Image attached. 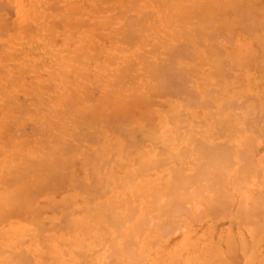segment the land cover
<instances>
[{"label": "bare ground", "instance_id": "bare-ground-1", "mask_svg": "<svg viewBox=\"0 0 264 264\" xmlns=\"http://www.w3.org/2000/svg\"><path fill=\"white\" fill-rule=\"evenodd\" d=\"M1 1V0H0ZM13 1V0H12ZM11 1V2H12ZM34 1V0H33ZM36 1V0H35ZM34 1V2H35ZM38 2L40 1V0H37ZM61 1V0H60ZM59 1V2H60ZM62 1H64L65 2V0H62ZM70 1V0H69ZM71 1H74V0H71ZM75 1H77V3L80 5L79 7H80V11H81V9H82V11L81 12H83V17L85 16V18H88L89 20H90V18H91V20H90V23L92 24H94V22L96 21V20H94L93 19V14L94 13H96V17H98V14L97 13H99V8H101L100 7V5L102 6V4L104 3L105 4V7L104 8H102V9H105V11L104 12H106V13H108V17H105V15L103 14V17L101 16V18L103 19H108L109 20V22L108 23H110L111 25H113V24H115V23H113V18H112V16L111 15H117V11L119 10V9H121V8H119V7H122V6H118V5H120L119 3L120 2H118V1H116L115 0V2H116V4H114L113 2H112V0H111V2H109V1H102L103 3H101V0H100V2H99V8H97L96 6H95V2H93L92 0H75ZM74 1V2H75ZM160 0H138V1H135V0H131V3H130V0H127V2H125L126 3V5H128V2H129V4H130V6H129V9H130V11L129 12H131V10H132V14H134V17L133 16H131L132 18H126L128 21H130V22H128L127 23V26L129 25H131L130 27L128 26L127 28L125 27L126 26V24H124V25H122V27L124 26V28L125 29H123L122 27H120V28H122V30L121 29H117V30H113L114 32H110V34H109V36H106L107 37V39H106V41H107V43L109 44V49H107L106 50V56L107 57H105V59L102 61V62H100V60H99V62H98V60H97V57H98V55H99V52H101V50H102V45L100 46L101 48H98V51H96L94 48H88V45L90 44V42L92 41H90L89 40V38L91 39V36H93V35H91V33H90V35L89 34H87V37H89L88 38V40H87V37L86 36H80V35H78V36H76L77 34H79V33H76V32H78L79 31V29H77V30H74V31H76V32H73L72 34H76L75 36L78 38L79 36H80V38L81 39H79L78 41L76 40V42L78 43L79 42V46L77 45V44H75L74 43V41H72V39L73 38H75L74 37V35H63L62 34V36H64L65 37V39L67 40H69V41H71V43H73V44H75V46H78L76 49H75V46H74V49H73V47H72V49H69V48H67L68 46H67V44H65L64 42H62V43H64L63 44V47L65 48V46H66V49H64L62 52H61V54H60V56H58V54L56 53V54H51L50 55V53L48 54L47 52H45V51H47L48 49H46L48 46H50V44H52L51 42H53V41H50V44H49V42L48 41H46V40H52V39H46L47 38V34H45L46 33V31L48 30V29H50V27L47 29V30H45L44 28L46 27V25H48L47 23H46V25H44V26H41L40 25V27H39V24H42L43 22H46V21H43V22H41V23H39L38 24V28H37V30H38V32H37V34L35 35V36H33L32 38H34V40H33V42H32V44L33 43H35V45L36 44H39L40 45V47H38V45H37V47L39 48V50L41 51V53L43 54L42 56H40V57H35L36 59L34 60V61H31L32 63H30V66L31 67H29V69L30 68H34L33 66H35V67H37L36 69H38V68H43V67H47L48 68V70H49V72L47 71V74L49 73L50 75L49 76H51V77H49L48 79H50V78H52L53 77V75L56 77L57 76V80H58V83H60L59 85H60V87L64 90V94L62 93V95L64 96L66 93H74V91H75V88H81V86L80 85H82V83L80 82V80L82 81V78L84 77V79H85V77L87 76L86 74H85V70L87 71V68L88 67H90L91 66V64H92V66L94 67V69H96L95 71V74H93L94 72H92V74H93V76H94V78L92 77V75H91V80L93 79V81H95V82H93V83H95L96 84V82H99V84L98 85H100V83H102V84H104L105 86V89H107V87H108V89H109V87L110 88H112V86L113 87H115V88H112V90H111V92H110V90L109 91H107V94L110 92V93H113V94H116V96L114 95V97H113V95L112 94H110L111 95V98H110V96L109 95H105V93H104V91L105 90H102V95H103V93H104V95L105 96H107V98L105 99V96H103V100H101V102H102V104H101V102L99 103V101H97L96 102V104H101V105H103V104H106L105 102H107L108 100H110L111 99V101H115V100H118V102H119V99H117V97L119 98V96L122 94V93H126L125 91H127V96L126 95H124V96H121V97H124V98H127V99H129L130 97H129V95L130 94H132L133 95V91L135 90V88H137V86H138V88H139V86L141 85L140 83L143 81L144 83H146V81L145 80H143L144 78H146V77H144L141 81H140V79H139V82L137 81V77L135 78V80L137 81L136 83L137 84H133V83H135V80H133L134 82L132 83V80H130L131 81V83L133 84V85H135V87L133 88L132 87V85H131V83L130 82H128L129 80H128V77H126L127 75H129L132 71H131V68L133 67V65L132 66H130L131 64L129 63V62H127V64L125 63V58H127V57H125L124 58V60L122 59V61H124L123 62V66H121V64H119L118 66H121V68H122V70H120V68L119 67H115V68H117L118 70H116L115 69V71H113L114 69H112V70H107V65H109L108 63H110V65H113V60H116V58L114 59V58H110L109 57V53L110 52H112L114 49H116V51H115V53L117 52V47H119V46H122V48L123 47H125V45H129V46H131L132 44H131V42H133L134 40H133V38H132V35H131V33L133 32V31H135L136 30V33H137V29H141V28H138V27H140L141 25H142V23L144 22H142V20L140 19V18H145L144 17V14L143 15H141L143 12V10H144V8H147V7H149V5H150V7L149 8H151V6H153V8L158 12V11H160V10H158L159 9V6H160V2H159ZM180 1V0H179ZM179 1H177V0H169L168 1V4L167 3H162V4H164V5H167L166 6V8H164L165 9V11L167 10V12L169 13V12H172V13H169L170 15L168 16L166 13H164V14H166V15H164L163 13H162V15L161 16H159V15H157L156 17H158V18H156L157 20L159 19V21L158 22H155L156 20H155V18H154V21H153V23L155 22V23H159V25L158 26H156L157 28H156V30H157V32H161V30L162 29H164V28H166L167 27V30H169L168 31V38H166V37H164L163 35V37H164V39L163 40H158V39H156V41H161V43L163 44V45H166V44H170V43H172L171 41L173 40V41H175V44H176V42L179 40H181L180 41V43L178 42L177 44H178V46H179V44H180V47L178 48V49H174L173 51H171V55H172V57H171V55H169L168 54V57L170 56V58H168L166 55H165V57H166V59H169V61H167V63H164V65H162V66H160V64L157 66V67H155V68H151V67H149L150 66V64H146V66H141V67H143V69L142 68H140V70H142V72H143V70H146L147 72H148V77H150V78H147V79H149V81L152 79V81H151V83L154 81V83L153 84H151L150 82V84L152 85L151 87L152 88H156V89H154V91H156V92H169L170 94L171 93H183V91H184V88H183V83H184V81H182L183 79H184V77L182 78V75L180 76L181 77V80H180V77H179V75H178V73L177 74H175L171 69H176L175 67H174V62H175V60H177L180 56V58H182V56L183 55H180V54H182V53H180L181 52V48L182 47H184V46H181V45H185V47H186V45H188V43L186 42H183L184 40V38L186 37H184V35L183 34H181V32H180V30L179 31H177V29L175 28V27H177L178 26V23L179 22H182V24H184V23H187V24H190L189 26H187L186 28H188L189 30H194V29H198L199 27H200V29L202 30L203 29V27H204V25L205 26H210V25H213L212 23H211V17H210V15L211 14H213V12H214V9L213 8H211V7H209V8H207L206 10H207V12L209 13V10H211V9H213L212 10V13L211 14H209L208 16L210 17V18H208V22L206 21V22H204L203 20L206 18V17H208V16H204V12H206L205 11V9L203 8V11H202V9H201V12L202 13H200V4H199V0H198V3L196 2V0H194V1H188L187 3H186V1L184 0V2L182 3L181 1H183V0H181L180 1V3H179ZM204 1V0H203ZM208 1V0H207ZM217 1V0H216ZM219 1V0H218ZM5 2H6V0H5ZM8 2H10V0H7V2L6 3H8ZM21 1L20 0H15L14 1V5H15V7H16V10H17V22H16V25H14V28H13V30H15V33H26V32H30V31H32V29H31V27H29V25H28V23L26 24V22L27 21H29L30 20V17H31V14L30 13H33V15H35V13H36V6L38 5V3H32V1H29L28 0V4L30 5V8H29V12L27 11H25L24 10V8H23V5L22 4H19ZM27 2V1H26ZM63 2V3H64ZM68 2V1H67ZM97 2V1H96ZM117 2H118V4H117ZM196 2V3H195ZM205 3H206V1H204ZM210 2H213L212 0L210 1ZM210 2H207L205 5H206V7L209 5V6H211L213 3H210ZM234 2V1H233ZM181 3H182V5L184 6V3L186 4L184 7H181L182 5H181ZM200 3H202L201 1H200ZM208 3H210V4H208ZM216 3V2H215ZM214 3V5H216ZM12 4V3H11ZM26 4V3H25ZM161 4V5H162ZM220 4V3H219ZM218 4V5H219ZM3 5L5 6L6 4H4L3 3ZM8 5V4H7ZM31 5H32V8H31ZM231 5H232V3H231ZM2 6V5H1ZM10 6V5H9ZM27 6V5H26ZM203 6H204V3H203ZM219 6H221V5H219ZM78 7V8H79ZM200 7V8H199ZM213 7V6H212ZM38 8V7H37ZM126 8H128L127 6H126ZM160 8H161V6H160ZM198 8H199V10H198ZM230 8V7H229ZM228 8V9H229ZM12 9H13V7H12ZM101 9V10H102ZM148 9V8H147ZM154 9H153V11H154ZM187 9V10H186ZM77 10H79V9H77ZM186 10V12H184ZM216 10V9H215ZM230 10V9H229ZM38 11H40V10H38ZM120 11V10H119ZM146 11V10H145ZM148 11V10H147ZM217 11V10H216ZM215 11V12H216ZM81 12H80V14H81ZM102 12H103V10H102ZM103 12V13H104ZM116 12V13H115ZM123 12V11H122ZM136 12V13H135ZM188 12H197V15H198V12H199V14H200V16H204V18H203V20H202V18H199L196 14H194V13H192L191 15H195V16H197V18H195V16H194V19H196V22H197V20H198V18H199V20H198V24L197 25H195V21H193V23H191L192 22V20H191V22H189V19L187 18V21L185 22L184 21V18H186V17H189L188 15L190 14H188L186 17H185V15L188 13ZM73 13V15H71ZM71 14H70V16H68L67 15V18H68V25L67 26H69L71 29H72V27H76V26H78L79 24H81L82 22V20H81V16H79L80 17V19L78 18L77 19V15L75 16V12H72ZM75 13V14H74ZM113 13H115V14H113ZM145 13V15H146V17H149V12H144ZM161 13V12H160ZM160 13H157V14H160ZM176 15H175V14ZM207 13V14H208ZM244 13V12H243ZM242 13V14H243ZM256 13V12H255ZM37 14V13H36ZM78 14V13H77ZM79 14V15H80ZM100 14V13H99ZM102 14V13H101ZM131 14V13H130ZM147 14H149V15H147ZM152 14H153V16H154V13L152 12ZM152 14H151V16L150 17H153L152 16ZM203 14V15H202ZM258 14V13H257ZM257 14H256V17H258L257 16ZM30 15V16H29ZM40 15V12H39V14L37 15V16H39ZM46 15V14H45ZM82 15V14H81ZM156 15V14H155ZM190 15V16H191ZM215 15H218V13L217 14H215ZM36 16V15H35ZM35 16H34V19H36L35 18ZM123 16H125V14L123 15ZM214 16V15H213ZM260 16V15H259ZM264 16V15H263ZM40 17V16H39ZM38 17V19H40ZM126 17H127V15H126ZM137 17V19H134V18H136ZM161 17V18H160ZM171 17V18H170ZM216 17V16H215ZM253 16H251V18H252ZM175 19L176 20V22H174L173 20H171V19ZM214 18V17H213ZM255 18V17H254ZM38 19H37V21L36 22H38ZM45 19H46V16H45ZM44 19V20H45ZM119 19H121V20H123V17L122 18H119ZM191 19H193V17L191 16ZM201 19V20H200ZM215 19V18H214ZM264 19V18H263ZM262 19V20H263ZM33 20V19H32ZM101 20V19H100ZM140 20H141V25L139 24L140 23ZM144 20V19H143ZM149 20V19H148ZM152 20V19H151ZM206 20V19H205ZM210 20V21H209ZM216 20V19H215ZM214 20V21H215ZM34 21V20H33ZM33 21H31V23L33 22ZM115 21V20H114ZM125 22H126V20H124ZM214 21H213V23H214ZM30 22V21H29ZM35 22V21H34ZM85 22H87V24L89 23V21H87V19H86V21ZM118 22H120V21H118ZM117 22V23H118ZM149 22V21H148ZM151 22V21H150ZM149 22V23H150ZM246 22V21H245ZM263 22V24H264V21H261V23ZM74 23V24H73ZM116 23V24H117ZM136 23H137V25L138 26H136ZM148 23V24H149ZM255 23V22H254ZM14 23H12V25H13ZM84 24V23H83ZM86 24V23H85ZM98 25V23L96 22L95 23V25ZM115 24V25H116ZM135 24V25H134ZM180 24V23H179ZM191 24H193V25H195V26H193V25H191ZM226 24V23H225ZM28 25V26H27ZM32 25V24H31ZM30 25V26H31ZM35 25H36V23H35ZM110 25V26H111ZM132 25H134V26H132ZM150 25H152V26H150ZM185 25V24H184ZM251 25V24H250ZM72 26V27H71ZM81 26V25H80ZM79 26V27H80ZM90 25H88V27H89ZM106 26H108V25H106ZM149 26H150V29H151V27H154L155 26V24H149ZM262 26V25H261ZM13 27V26H12ZM11 27V28H12ZM44 27V28H43ZM48 27V26H47ZM46 27V28H47ZM78 27V28H79ZM82 27V26H81ZM85 26H83V28H84ZM104 27H105V25H104ZM132 27H137V29H135L134 28V30L132 31ZM147 27V26H146ZM146 27H144V29H146ZM160 27H161V29H160ZM185 27V26H184ZM190 27V28H189ZM248 27V26H247ZM251 27V26H250ZM263 28H264V26H262ZM51 28H52V26H51ZM70 28H67V29H70ZM90 29H91V26L89 27ZM131 29V33L129 34V32H130V30L129 29ZM148 28V27H147ZM174 28H175V30H174ZM207 28V29H206ZM208 28L209 27H204V29H206L207 31H208ZM210 28L212 29V26H210ZM246 28V27H245ZM254 28V27H253ZM252 28V29H253ZM53 29V28H52ZM51 29V30H52ZM97 29V28H96ZM95 29V30H96ZM114 29V28H113ZM184 29V28H183ZM64 30H66V29H64ZM73 30V29H72ZM84 30V29H83ZM94 30V29H93ZM102 30V29H101ZM138 30V31H139ZM141 30H143V27H142V29ZM156 30H154V32L156 33ZM166 30V31H167ZM219 30H222V29H218V31ZM35 31V30H34ZM54 31H55V33L56 32H58V31H56L55 30V28L53 29V33H51V31L49 30L48 31V36L51 38V36H53L54 35ZM82 31V30H81ZM92 31V30H91ZM129 31V32H128ZM147 31V30H146ZM162 31H164V30H162ZM200 31V30H199ZM199 31L198 30H194V32H195V36H197V34H198V36H199ZM212 31V30H211ZM209 32V34H207L206 33V35H210L208 38H209V41H213L214 40V37H213V35H214V33L215 32H213L214 31V29H213V31L212 32ZM247 31H249V30H247ZM252 31V30H251ZM49 32H50V35H49ZM66 32V31H65ZM85 32H88V31H85ZM93 32V31H92ZM153 32V33H154ZM179 32V33H178ZM202 32V31H201ZM206 31H204V33H205ZM220 33L221 32H223V30L222 31H219ZM71 33V32H70ZM82 33H84V31L82 32ZM154 33V34H155ZM161 33H165V32H161ZM183 33H184V31H183ZM187 33V32H186ZM210 33H212V34H210ZM232 33V32H231ZM249 33V32H248ZM34 34H35V32H34ZM69 34V33H68ZM93 34H96L95 32L93 33ZM100 34V33H99ZM138 34H140V33H138ZM142 34V33H141ZM154 34H153V36H154ZM158 33H156L155 34V36L157 35ZM192 34H194V33H192ZM203 34V33H202ZM201 34V35H202ZM223 34H225V33H223ZM25 35V34H24ZM84 35H86V34H84ZM143 35V34H142ZM57 36V35H56ZM73 37L72 39H69L70 37ZM96 37H98L97 35H95ZM104 36V35H103ZM139 36V35H138ZM154 36V37H155ZM165 36H166V34H165ZM203 36H205V34L203 35ZM214 36H216V34L214 35ZM136 37H137V35H136ZM147 37V36H146ZM157 37V36H156ZM160 37V36H159ZM158 37V38H159ZM163 37H161V38H163ZM184 37V38H183ZM189 37V36H188ZM206 38H207V36H205ZM211 37H213V39L211 38ZM255 37V36H254ZM259 37H261V36H259ZM53 38H54V36H53ZM195 38V37H194ZM197 38V37H196ZM200 38H203V37H200ZM217 38V37H216ZM261 38H263V37H261ZM56 39H58V38H56ZM55 39V40H56ZM96 39V38H95ZM104 40H105V37L103 38ZM176 39V40H175ZM224 39V38H223ZM264 39V38H263ZM26 40V39H25ZM55 40H54V42H55ZM100 40V39H99ZM98 40V41H99ZM133 40V41H132ZM136 40V39H135ZM188 40H190L189 38H188ZM193 40V39H192ZM197 40V39H196ZM196 40L194 39L193 40V42L195 41L196 42ZM220 40V39H219ZM27 41V40H26ZM96 41V40H95ZM191 41V40H190ZM198 41V40H197ZM167 42H169V43H167ZM192 42V41H191ZM200 42V41H199ZM215 42V41H214ZM225 42H226V40H225ZM224 42V43H225ZM227 42H228V40H227ZM7 43V42H6ZM69 43V42H68ZM89 43V44H88ZM73 44H71L72 46H73ZM80 44H82V45H80ZM88 44V45H87ZM93 44H94V46H95V42H93ZM174 44V43H173ZM177 44H176V46H177ZM189 44H191V43H189ZM208 44V43H207ZM216 44L217 43H215V44H210V45H215L216 46ZM221 44V43H220ZM220 44H218L219 46H220ZM9 45V47L10 48H12L11 47V43L10 44H8ZM83 45H85V47L83 46ZM86 45H87V47H86ZM92 45V44H91ZM162 45V46H163ZM209 45V44H208ZM207 45V46H208ZM1 46V45H0ZM93 46V45H92ZM93 46V47H94ZM129 46H127V47H129ZM154 46V45H153ZM152 46V48H154ZM156 46V45H155ZM159 46H160V44H159ZM161 46V47H162ZM171 46V45H170ZM177 46V47H178ZM219 46H216V47H219ZM52 47H53V45H52ZM89 47H90V45H89ZM96 47V46H95ZM104 47V46H103ZM165 47H167V46H165ZM184 47V48H185ZM188 47V46H187ZM189 47H190V45H189ZM223 46H222V44H221V48H222ZM263 47V46H262ZM10 48H9V50H10ZM14 48V47H13ZM49 48V47H48ZM220 48V47H219ZM228 48V47H227ZM238 48V47H237ZM53 49V48H52ZM119 50H120V48H118ZM129 49V48H128ZM131 49V48H130ZM129 49V50H130ZM165 49V48H164ZM163 49V50H164ZM187 49H189V48H187ZM187 49H185L186 51H187ZM206 49H208V48H206ZM213 49L215 50V52L217 51L218 52V49L216 48H214V46H213ZM248 49V48H247ZM18 50V49H17ZM54 50V49H53ZM118 50V51H119ZM123 50H125V52H126V49L125 48H123ZM148 49H146V51H145V53L146 54H144V55H147L148 56V54L149 55H151L152 54V52H150V50H151V48H150V50H149V53H147L148 51H147ZM170 50H171V48H170ZM232 50H234V52H235V48L234 49H232ZM262 50V49H261ZM39 51V52H40ZM56 51V50H55ZM55 51H54V53H55ZM121 52H122V49L120 50ZM119 51V52H120ZM151 51H153V52H156V51H154L153 49L151 50ZM162 51V50H161ZM167 51H168V48H167ZM166 50H164V54H166V53H168ZM185 51V52H186ZM195 51V50H194ZM204 51V50H203ZM206 51V50H205ZM209 51V50H208ZM219 51H220V49H219ZM13 52H15L14 51V49L12 50V54H13ZM22 53H23V51H21ZM125 52H123L122 54H125ZM130 52V51H129ZM160 52V51H159ZM188 52H189V50H188ZM187 52V53H188ZM202 52V51H201ZM221 52H223V49L220 51V54H216L215 56L213 55V59H219L220 57L222 58V56H224V55H221ZM258 52H259V50H258ZM24 53H26V52H24ZM47 53V54H46ZM52 53V52H51ZM102 53V52H101ZM133 53V52H132ZM203 53H207V52H203ZM224 53V52H223ZM228 53H230V51L228 52ZM261 53V52H260ZM259 53V54H260ZM21 54V53H20ZM113 54H114V52H113ZM135 53H133V55H134ZM184 54H186V53H184ZM231 54V53H230ZM10 55H11V53L9 52V54L8 55H6V56H2L1 55V57H0V65H2V64H4L3 65V67L4 66H6L5 65V63L4 62H6V61H9L11 58H10ZM15 55V54H14ZM26 55H27V53H26ZM41 55V54H40ZM45 55H50V56H52V57H49L50 59L49 60H47L45 57ZM119 55H120V53H119ZM127 55V54H126ZM125 55V56H126ZM129 55H132V54H129ZM129 55H127L128 57H129ZM131 56V57H133V60H134V58L135 59H137V57L136 56ZM191 55V54H190ZM194 55V54H193ZM191 56V58L193 57H195V56ZM198 55L200 56L199 58L200 59H202L203 60V57H202V55H201V53H198ZM206 54H204V56H205ZM208 55H210V54H207L206 55V57H208L209 58V56ZM211 55V56H212ZM25 56V55H24ZM103 56V55H102ZM113 56V55H112ZM142 56V55H141ZM185 56V55H184ZM229 56V55H228ZM227 56V54H226V57H227V60H228V58H231V57H228ZM29 57H31V56H29ZM114 57V56H113ZM121 57H122V55H121ZM187 57H188V55H187ZM226 57L224 56V58L226 59ZM242 57V55H240V57L239 58H241ZM34 58V57H33ZM123 58V57H122ZM139 58H142V57H139ZM191 58H186V56H185V58L183 57L182 59H185V61H186V59H187V61H188V59L190 60ZM208 58L206 59V60H208ZM212 58V57H211ZM220 58V59H221ZM224 58H222V59H224ZM235 58V57H234ZM250 58V57H249ZM29 59V58H28ZM32 59V58H31ZM98 59H100V57L98 58ZM113 59V60H112ZM147 60H148V58H146ZM196 58H194V60H195ZM242 59V58H241ZM240 59V60H241ZM253 59V57L251 58V60ZM261 59V58H260ZM24 60V59H23ZM30 60V59H29ZM63 60H65V63L67 64V65H65V68H70V70L68 71H66L65 70V68L63 69V70H61V68H60V66L59 65H61V64H63ZM120 61H121V59H119ZM127 61H133L132 60V58H130V59H126ZM139 60V59H138ZM142 60H143V58H142ZM146 60V61H147ZM154 60H156V59H154ZM154 60H152V61H154ZM192 60V59H191ZM226 60V61H227ZM231 60V59H230ZM230 60L228 61V62H230ZM254 60V59H253ZM252 60V61H253ZM26 61V60H25ZM145 61V60H144ZM151 61V60H150ZM178 61H180V60H178ZM197 61L199 62V64L198 65H201L200 64V61L201 60H198V58H197ZM210 61H212V60H210ZM246 61V60H245ZM249 61V60H248ZM251 61V62H252ZM28 62V61H27ZM35 63V65H34V63ZM111 62H113L112 64H111ZM164 62V61H163ZM162 62V63H163ZM202 62V61H201ZM223 62H225V61H217V63L219 64V67H221L222 65H225V63L224 64H222ZM232 62V65H234L233 64V61H231ZM243 62V61H242ZM119 63V62H118ZM128 63H129V65H128ZM156 63V62H155ZM172 63V64H171ZM187 63H189V65H190V61H188V62H186V64ZM192 64H194V62H191ZM210 63V62H209ZM212 64H215L216 62L214 61H212L211 62ZM240 63V62H239ZM245 63V62H244ZM107 64V65H106ZM133 64V63H132ZM136 64V63H135ZM134 64V65H135ZM139 64V63H138ZM145 64V63H144ZM178 64V63H177ZM191 64V65H192ZM205 64V63H204ZM236 64V63H235ZM246 64V63H245ZM248 64V63H247ZM170 65H172V66H170ZM197 65V64H196ZM196 65H193V66H196ZM206 65H207V63H206ZM210 66H211V64H209ZM216 65V64H215ZM228 65V64H227ZM226 65V66H227ZM231 65V63L229 64V68H227V70L226 71H228V69H231L230 67L232 66ZM8 66V65H7ZM15 66V65H14ZM27 66V65H26ZM125 66V67H124ZM156 66V65H155ZM181 66V65H180ZM184 66V65H183ZM203 66V65H202ZM261 66V65H260ZM1 67V66H0ZM8 67H11V68H13L12 66H8ZM16 67V66H15ZM135 67H137V64H136V66ZM188 67V66H187ZM209 67V66H208ZM213 67V66H212ZM219 67H217L216 66V68H217V70H221V71H223L224 69H221V68H219ZM234 67V66H233ZM24 68V67H23ZM113 68V67H112ZM182 68V67H181ZM184 68V67H183ZM182 68V69H183ZM193 68V67H192ZM191 68V69H192ZM197 68H198V66H197ZM219 68V69H218ZM224 68H225V66H224ZM235 68V67H234ZM15 70H16V68H14ZM28 69V70H29ZM92 69V68H91ZM108 69H110V68H108ZM138 69V68H137ZM136 69V70H137ZM181 69V70H182ZM190 69V70H191ZM195 68H193V70H194ZM238 69V68H237ZM4 70V72L3 73H1L0 72V89L2 88V87H4V85H7V87H10V90L12 91V87H15V84L16 83H14V79H12V77L14 76V75H12V71L13 70H11V69H3ZM106 70L108 71V74H106L107 72H106ZM135 70V72H133V73H135V75H136V73H139V77H140V75H141V77H142V75L143 74H141L139 71H136ZM186 70H189V67L186 69ZM187 71V72H189L188 74H190V72L191 71ZM193 70H192V72L191 73H193L194 75H198L199 73L201 74V72H197L198 74H195L194 72H196V70H194V72H193ZM199 70V69H198ZM216 70V71H217ZM24 71H25V74H26V72H28V71H26L25 69H24ZM41 71V70H40ZM113 71V72H112ZM145 71V72H146ZM176 71V70H175ZM200 71V70H199ZM220 71V72H221ZM230 72H231V70H229ZM235 71V70H234ZM11 72V73H10ZM29 72H31V73H38L36 70L34 71H30L29 70ZM46 72V71H45ZM146 72V73H147ZM224 72V71H223ZM232 72H233V69H232ZM51 73H53V74H51ZM88 73H91L90 72V69H89V71H88ZM228 73V72H227ZM21 74V73H20ZM44 74V73H43ZM179 74H182L181 73V71L179 72ZM184 74V73H183ZM199 74V75H200ZM233 75H235V72H233L232 73ZM39 75V74H38ZM86 75V76H85ZM89 75V74H88ZM131 76H132V74H130ZM178 75V76H177ZM211 75H213L212 73H211ZM215 75V74H214ZM217 75H219V74H217ZM226 75V74H225ZM225 75L224 76H222V78L223 77H225ZM134 76V75H133ZM146 76V75H145ZM209 76V75H208ZM232 76V75H231ZM239 76V75H238ZM241 76V75H240ZM24 77V76H23ZM82 77V78H81ZM138 77V78H139ZM188 77V76H187ZM197 77V76H196ZM199 77V76H198ZM231 78V80L234 82V83H236V84H238L237 82H235L234 80H238V79H236L234 76V78L233 77H230V76H227L226 75V80L228 81L229 79L228 78ZM237 77V76H236ZM14 78V77H13ZM27 78H30V77H27ZM193 78H195V77H193ZM200 78H201V76L199 77V80H200ZM220 77H218V79H219ZM222 78H220V79H222ZM53 79V78H52ZM55 79V78H54ZM72 79V80H71ZM77 79H79V82L80 83H78L77 81ZM124 79H126V80H124ZM192 79V78H191ZM56 80V79H55ZM75 80H77V81H75ZM87 80H88V78H87ZM87 80H85V82L87 81ZM90 80V81H91ZM118 81V82H120V83H122V84H119L118 82L117 83H115V82H113L112 83V81ZM187 80V79H186ZM194 80V79H193ZM196 81H197V78L195 79ZM198 80V81H199ZM223 80H224V78H223ZM226 80H224L225 82L223 83V85H225L226 86ZM26 81H28V80H26ZM31 80H29V83H31L30 82ZM49 81V80H48ZM71 81V82H70ZM84 81V80H83ZM125 81H127V84L128 83H130V85L128 84V86H126L127 84L125 83ZM219 82H220V80H218ZM218 81L216 82V80H215V82L217 83V85H219L218 84ZM230 81V80H229ZM229 82V83H232L233 84V82ZM261 81V80H260ZM259 81V82H260ZM74 82H77V84H78V86L74 83ZM89 82V81H88ZM185 82H187V81H185ZM194 81H192V83H193ZM23 83V85L25 86V87H23L22 89H26V88H31L32 89V85L34 84L33 82V84L31 85V86H28V84H26V83H24V82H22ZM49 83H50V81H49ZM72 83V84H71ZM73 83L75 84V85H73ZM90 83V82H89ZM93 83H91V84H93ZM111 83H112V85H111ZM123 83H125L124 84V86H122V89L124 90L125 88H126V90H124V92H122L121 93V91H123L122 89H121V87L119 88H117L116 87V85L117 84H119V86H121V85H123ZM148 82H147V84H149ZM199 83V82H198ZM206 83V82H205ZM215 83V84H216ZM229 83H227L228 84V87H230V85H229ZM14 84V85H13ZM26 84V85H25ZM45 84V83H44ZM47 84V83H46ZM116 84V85H115ZM188 84V83H187ZM187 84H184V85H187ZM209 84V83H208ZM207 84V85H208ZM254 84V86L253 87H255V84L256 83H253ZM260 84V83H259ZM22 85V86H23ZM41 86L40 87H43V83H41L40 84ZM94 85V84H93ZM111 85V86H110ZM192 86H193V84H191ZM204 85V84H203ZM206 85V84H205ZM216 85V86H217ZM222 85V84H221ZM220 85V88L218 89V88H216V89H218V91H220V89H221V86ZM235 85V84H234ZM248 85H250V84H248ZM262 85V84H261ZM16 86L18 87V85L16 84ZM34 87L36 86V85H33ZM74 86V87H73ZM77 86V87H76ZM92 86V85H91ZM103 86V85H102ZM126 86V87H125ZM147 86V85H146ZM153 86H155V87H153ZM192 86H191V89H192ZM215 86V85H214ZM224 86V87H225ZM241 86H243V85H241ZM252 86V85H251ZM59 87V88H60ZM87 87V86H86ZM99 87V86H98ZM104 87H102L101 89H103ZM123 87H125V88H123ZM128 87V88H127ZM148 87V86H147ZM147 87H146V89H147ZM150 87V86H149ZM219 87V86H218ZM249 86H247V88H248ZM18 88H20V86L18 87ZM70 88H72V91L70 90ZM83 88V87H82ZM118 90H117V89ZM131 88H133V90L131 89ZM188 88H189V86H188ZM195 87H193V89H194ZM226 88L227 87H225L223 90L224 91H226ZM232 88V87H231ZM234 88V87H233ZM252 87H250V89H251ZM256 88V87H255ZM21 89V88H20ZM43 89V88H42ZM45 89V88H44ZM47 89V88H46ZM49 89V88H48ZM61 89V90H62ZM107 89V90H108ZM114 89H115V91L117 92V93H115L114 92ZM120 89V90H119ZM128 89V90H127ZM130 89H131V92L129 93V91H130ZM142 89V88H141ZM250 89H245L246 90V92L247 91H251ZM2 90V89H1ZM7 90V89H6ZM33 90V89H32ZM39 90V89H38ZM59 90V89H58ZM74 90V91H73ZM76 90H78V92H79V89H76ZM150 90V89H149ZM153 90V89H152ZM151 90V91H152ZM180 90H183V91H180ZM195 90H199L198 91V94H196V92H195V94H192V93H194L193 91H192V93H191V91H189V90H187V92H188V95L187 94H185V95H187V99H189V96L191 97V98H193V95L195 96L194 97V99H196V102H194L193 104L195 105V107H197L196 105H198V104H200V105H198L199 107H197L196 109H200L201 107H203V106H205L206 105V107L209 109V107L210 106H216L215 107V110L214 111H216V114L213 112V114H215V115H218L217 114V112L219 111V112H222L223 110L222 109H224V110H226L225 109V106H226V108L228 109H235L237 112H238V109L240 110L239 112H243L244 110V108L243 107H241L242 106V102H240V101H231V100H228V98L225 96V95H223V94H221V95H223V96H225L226 98H227V100H224L225 99V97H223L224 99H218V98H214L213 97V95L211 94V92H212V89H210L211 91L209 92V90L207 89V90H205V89H203V88H196ZM214 90V89H213ZM222 90V91H223ZM229 90V89H228ZM227 90V91H228ZM237 90V89H236ZM239 90V89H238ZM242 89H240V92L242 93V91H241ZM244 90V89H243ZM18 91H20V90H18ZM60 91V90H59ZM71 91V92H70ZM83 91V90H82ZM82 91L80 90V94L82 95L83 93H82ZM120 91V92H119ZM137 90H135V93L134 94H137L138 92H136ZM153 91V92H154ZM222 91H220V92H216L215 90H214V93H221ZM6 92V91H5ZM31 92V91H30ZM35 92V91H34ZM45 92V91H44ZM77 92V91H76ZM76 92H75V94H76ZM77 92V93H78ZM84 92V91H83ZM159 92L157 93V95L159 94ZM235 93L236 94V96H238L237 95V91L235 92V90L233 89V91L231 90L230 92H228V93ZM239 92V94H241ZM244 93H245V91H243ZM252 92V91H251ZM24 93V92H23ZM40 93V92H39ZM47 93V92H46ZM46 93H44V94H46ZM60 93H61V91H60ZM85 93V92H84ZM98 93V92H97ZM120 93V94H119ZM145 93H147V92H145ZM151 93V92H150ZM210 93V94H209ZM226 92H224V94H225ZM7 94V93H6ZM11 94V93H10ZM26 94H27V92H26ZM38 94V93H37ZM59 94V93H58ZM117 94H119V96H117ZM129 94V95H128ZM138 94H140V92L138 93ZM137 94V95H138ZM147 94H149V93H147ZM155 94V93H154ZM161 94V93H160ZM164 94V93H163ZM251 94V93H250ZM253 94V93H252ZM28 95H30L31 96V94H29V92H28ZM39 95V94H38ZM47 95V94H46ZM80 95V96H81ZM151 95V94H150ZM179 95V94H178ZM210 95H212V96H210ZM226 95H228L227 93H226ZM242 95V94H241ZM241 95H239L240 97H241V99L243 98V95L241 96ZM7 96V95H6ZM63 96H61V98L60 99H63V101L61 102V108H62V110H60L59 108H58V110H59V112L61 111H67V110H65V109H63L64 107H67L68 108V110H69V107L68 106H62V105H64V103H65V105H66V103L68 104L69 103V105L71 104V103H73L74 101V99L73 98H71L72 97V95L70 96V94H69V96H66V100L64 99L65 98V96H64V98H63ZM76 96L78 97L79 96V94H76ZM152 96V95H151ZM150 96V97H151ZM160 96H162V95H160ZM171 96V95H170ZM180 96H182V95H180ZM216 96H218V95H216ZM215 96V97H216ZM229 96V95H228ZM249 97H250V95H248ZM8 97V96H7ZM54 97V96H53ZM52 97V98H53ZM68 97L69 98H71L72 99V101H71V103H70V99L68 100ZM121 97H120V99H121ZM134 97H136L135 95H134ZM133 97V98H134ZM213 97V102H212V104H211V98ZM264 97V94H261L260 93V91L259 92H257V98L258 99H262ZM15 97H13V99H14ZM17 98V97H16ZM50 98V97H49ZM80 98V97H79ZM102 98V97H101ZM109 98V99H108ZM114 98H116L115 100H114ZM124 98H122V99H124ZM138 98H141L140 96L138 97ZM145 98H148V100L150 99L149 97H145ZM236 98V97H235ZM10 99V98H9ZM8 99V100H9ZM33 99V98H32ZM51 99V98H50ZM121 99V100H122ZM137 99V98H136ZM233 99V98H232ZM237 99V98H236ZM235 99V100H236ZM246 101H247V104H248V98H244ZM41 100V99H40ZM46 100V99H45ZM49 100V99H48ZM79 100V99H78ZM140 100V99H139ZM143 101H144V99H142ZM191 100H193V99H191ZM197 100H199V103H197ZM234 100V99H233ZM249 100H251L250 98H249ZM36 101V100H35ZM47 101V100H46ZM69 101V102H68ZM83 101H85V100H83ZM111 101H109V102H107V103H109L110 104V102ZM135 101V100H134ZM142 101V102H143ZM152 101V100H151ZM184 101H185V99H184ZM243 101V100H242ZM255 101H257V100H255ZM255 101H254V105H258V104H260L259 102L261 101V100H258L257 102H256V104H255ZM15 102V101H14ZM25 102H26V100H25ZM48 102V101H47ZM116 102L117 101H115V103L114 104H116ZM117 102V103H118ZM121 102V101H120ZM124 102H127V101H125L124 100ZM130 102V101H129ZM140 102H141V100H140ZM148 102V101H147ZM186 102V101H185ZM188 102V101H187ZM245 102V101H244ZM252 102V103H251ZM8 103V102H7ZM7 103H6V105H7ZM21 103V102H20ZM121 103H123V101L121 102ZM132 103V102H131ZM195 103H197V104H195ZM208 103V104H207ZM221 103V104H220ZM249 103H251L250 105L248 104V105H245V108H246V106H247V109H248V111L247 112H251L252 111V109H250V108H248V107H250L252 104H253V99H252V101H250ZM16 104H18V103H16ZM22 105H23V103H21ZM39 104V103H38ZM44 104H46V103H44ZM49 104V103H48ZM73 104H75V102L73 103ZM112 104V103H111ZM113 104V105H114ZM126 104V103H125ZM130 104V103H129ZM193 104H189L188 103V105L189 106H191V105H193ZM204 104V105H203ZM209 104H210V106H209ZM215 104V105H214ZM246 104V103H245ZM2 105V104H1ZM3 105H5V104H3ZM36 105V104H35ZM51 105V104H50ZM100 105V106H101ZM112 105V106H113ZM121 105V104H120ZM123 105V104H122ZM194 105H193V108H194ZM201 105H203V106H201ZM252 106V107H254V109L256 108V109H258V107L259 106ZM71 106V105H70ZM84 106H85V104H84ZM87 106V105H86ZM99 106V107H100ZM105 106V105H104ZM124 106V105H123ZM129 106V105H128ZM188 106V107H189ZM223 106H224V108H223ZM19 107V106H18ZM18 107H16L17 109H18ZM35 107V106H34ZM45 107V106H44ZM82 107V106H81ZM81 107H79V108H81ZM114 107H115V105H114ZM192 107V106H191ZM239 107H241V108H243L242 110L243 111H241V108H239ZM3 108H4V106H3ZM8 108H9V106H8ZM8 108H7V106H6V109L8 110ZM14 108H15V106H14ZM27 108V107H26ZM55 108H57V107H55ZM70 108H72V107H70ZM85 108V110L86 109H88L87 107H84ZM97 108V107H96ZM119 108V107H118ZM126 108H127V106H126ZM175 108V107H174ZM204 108V107H203ZM203 108H202V110H203ZM16 109V110H17ZM21 109H24V108H21ZM29 108H27V110H28ZM33 109V108H32ZM37 109H40V108H38L37 107ZM36 109V110H37ZM43 109V108H42ZM41 109V110H42ZM51 109V108H50ZM50 109H49V111H50ZM110 110H111V108H109ZM108 109V110H109ZM116 109H117V107H116ZM121 109V108H120ZM169 109V108H168ZM184 109H186L185 107H184ZM218 111H217V110ZM249 109L251 110V111H249ZM255 109V110H256ZM3 110V109H2ZM13 111H14V109H12ZM26 110V111H27ZM40 110V111H41ZM85 110L83 109H77V111H76V113L74 112L73 114H72V116H71V114H70V116H71V118H69V119H72V121L74 120V119H78V118H81L83 115H85V113L83 114V112H85ZM101 110V109H100ZM172 110V109H171ZM171 110L169 111V112H167V113H170L171 112ZM181 111L183 110V108L181 107V109H180ZM235 110H233V112L235 111ZM255 110H253V112L255 111ZM22 111V110H21ZM31 111H33V110H31ZM39 111V112H40ZM71 111V110H70ZM87 111V110H86ZM91 111V110H90ZM107 111V110H106ZM112 111V110H111ZM119 111V110H118ZM184 111V110H183ZM182 111V112H183ZM199 111V110H198ZM20 112V111H19ZM28 112V111H27ZM38 112V113H39ZM48 111H46V113H47ZM60 112V115H58L57 114V116H62V117H60L59 118V120L62 118V119H64L65 117H64V115L62 114ZM72 112V111H71ZM93 113H94V110L92 111ZM113 112H115V110L113 111ZM112 112V113H113ZM185 112V111H184ZM183 112V113H184ZM244 112H246V111H244ZM2 113V112H1ZM16 113V112H15ZM105 113V112H104ZM111 113V112H110ZM116 113V112H115ZM167 113H164L165 115H166V121H170V122H174V123H172V130L171 129H169V127H168V125H166L167 123L165 122L164 123V126L166 125V129L165 130H167L168 131V134H165V136L164 137H166L165 139L169 142V143H167V145H169V149H170V151L168 152L169 154V156L170 157H164L165 159H163V157L162 158H158V160L156 159H151V158H148V159H143L141 162H140V165H139V163H137V165H139L140 167H142V170L143 169H147L146 167L148 166V168L150 169V168H153L154 166L153 165H155V164H157V162L160 160V159H162L163 160V164L165 165V166H168V162L169 163H172L173 162V160L175 161V163L174 164H176V165H173V163H172V166H176V167H174V168H172V170H171V172L169 171V173H167V175H165L166 174V172H164L161 176L160 175H158L157 176V174L155 175L154 174V172H153V177L152 178H145V177H143V176H149L148 175V169L147 170H145V172L142 174V176L140 177V178H138V177H135V176H131V173H132V171H131V169H129V164H128V162H126V161H122V163H121V161L119 162V160H118V162L117 163H119V164H117L118 165V167H119V170H124L123 172H121L122 173V175H120V173H118L119 171H117V172H115V171H113L114 173H116L115 174V176H114V174L111 172L112 171V167L110 168L111 170L110 171H108L109 169H108V165H111L112 163H110L109 161L107 162V160H109V158L111 157L112 158V156H110L108 159H106V161L105 160H103V161H101L100 159H99V155H95V153L92 155V157L95 155V156H97L98 157V159L101 161V162H99V160H96V161H93V168L92 167H90V168H92L93 170H95V171H97L98 170V174L97 173H95V171L93 172L92 170V175H93V181L92 182H90L89 181V184L90 183H92V185L90 184V185H88V186H93V184L95 185V190H92V188L91 187H89V188H91V189H89V190H92V191H94L93 193H95L96 195H101L102 194V192H101V189H104L105 188V186H111V187H109V188H111L110 190H111V194L108 196V197H106L105 198V201H102V204H98L99 206L98 207H96V209L95 210H92L93 211V213H89V212H87V213H89V215H85L84 214V216H81V218H77V219H73L72 220V222L71 221H69V222H71V224L73 223V225H74V229H73V235L71 236V238H69V242H70V245L72 246V248L74 249V248H78V249H83V252L81 251V253L80 252H78V253H80V255H79V257H81V255L82 254H84L86 251H84L85 249H84V245H83V242H84V239H85V237H86V235L87 236H89V239L93 236L94 237V235H96V238H94V239H97L98 241H95V242H93V243H95V245H96V242L98 243V242H102V244H103V247H101V250H102V252H100V253H97V254H94V252H96V251H94L92 254H94V255H91L92 256V258L90 259V263L91 264H264V186L262 185L263 183H264V154L260 157V158H258L257 156L260 154V152H261V150H262V147H261V145H262V143L260 144V142H258V138H255V140L256 139H258L257 140V143L258 144H260V146L258 145L257 146V143L255 144V143H253V140H254V137L256 136V137H258L257 135H252V134H254V133H250L251 132V129H252V127H250L251 129H250V132L249 131H247L246 130V128H244V124H243V119H246L245 117V115H242V116H245L244 118H241L240 120H239V118H240V116L238 117V119H235L233 122H231V124H230V126L227 124V123H229L227 120L229 119H226V121H225V119H223V120H220L219 118H216L217 120L219 119L220 121L219 122H217V123H209V122H206L207 120H205L204 118H201V119H204L205 120V123L207 124H204V123H202V124H204V126H206L207 128H206V130H204V129H202V132L203 133H201V132H199L198 131V135L196 136V135H194L192 138L194 139V141L192 142V146H191V149L188 151V153H185L184 152V148L187 146L188 147V145H185L184 146V148H182L181 147V142H183V140H184V138L187 136V133H186V131L184 130V131H181V128H185L186 129V126L184 127L182 124H180L181 123V121L180 122H177V117L174 115V114H176V110H174L172 113H174L173 115H171L170 117L172 118H170L169 120L167 119ZM182 113V114H183ZM236 113V112H235ZM235 113H234V115H235ZM4 114V113H3ZM3 114H1V115H3ZM9 114V113H8ZM12 114V113H11ZM32 114H36V113H33L32 112ZM51 114V113H50ZM62 114V115H61ZM88 114H90V112H88ZM88 114H87V116H88ZM186 114H187V111H186ZM188 114H190L191 116L193 115L194 117H196L195 116V112L193 113V110H192V112L190 113V111H189V113ZM225 114V113H224ZM228 114V113H227ZM240 114H243V113H240ZM251 115L253 114L252 112L250 113ZM249 114V115H250ZM47 115V114H46ZM45 115V116H46ZM69 115V114H68ZM93 115V114H92ZM95 115V114H94ZM99 115H100V113H99ZM109 115H111V114H109ZM169 115V114H168ZM177 115V114H176ZM181 115V114H180ZM208 115H209V113H208ZM219 115H220V113H219ZM218 115V116H219ZM239 114H237V116H238ZM259 115V114H258ZM4 116V115H3ZM2 116V117H3ZM37 116H38V114H37ZM53 116V115H52ZM56 116V117H57ZM159 116H161L160 114H159ZM191 116H190V118H191ZM193 116H192V118H191V120H190V118L189 117H187V118H189L188 119V122L190 121H192V119H193V121L195 120L194 118H193ZM198 116V115H197ZM212 116V115H211ZM230 116H231V114H230ZM233 116V115H232ZM236 116V117H237ZM241 116V117H242ZM2 117L0 118V119H2ZM6 117V116H5ZM4 117V118H5ZM44 117V116H43ZM42 117V118H43ZM49 117V116H48ZM67 117V116H66ZM89 117H90V115H89ZM169 117V116H168ZM201 117H205V116H201ZM213 117V116H212ZM215 117V116H214ZM249 117V116H248ZM248 117H247V119H248ZM262 117V116H261ZM264 117V116H263ZM4 118L2 119V120H4ZM11 118V117H10ZM14 116H13V120H14ZM33 118V117H32ZM53 118H55V117H52V119ZM91 118H93L94 119V117H91ZM161 118V117H160ZM160 118H158V125H159V123H163L165 120L164 119H160ZM163 118V117H162ZM181 118V117H180ZM209 118V117H208ZM258 118V117H257ZM6 119H7V117H6ZM12 119V118H11ZM27 119V118H26ZM48 118L46 117V120H47ZM50 119V118H49ZM52 119H50V120H52ZM62 119H61V121H62ZM76 119V120H77ZM89 119V118H88ZM186 118H184V119H182V120H185ZM231 119V118H230ZM255 119V118H254ZM260 119V118H259ZM29 120V119H28ZM42 120V119H41ZM162 120H164L163 122H162ZM181 120V119H180ZM198 120H199V122H203L202 120H200V116H198ZM197 119H196V121H198ZM209 120V119H208ZM252 120V119H251ZM8 121H9V119H8ZM25 121V120H24ZM24 121L22 122V123H24ZM57 121V120H56ZM75 121V120H74ZM74 121H73V123H74ZM98 121H99V119H98ZM230 121V120H229ZM232 121V120H231ZM249 122H250V120H248ZM260 121H261V119H260ZM1 123H3L2 121H0ZM29 122H31V121H29ZM41 122V121H40ZM51 122H53V121H51ZM63 122H64V120H63ZM66 122V121H65ZM81 122V121H80ZM90 121H88V123H89ZM170 122H168L170 125H171V123ZM262 122V121H261ZM12 123V122H11ZM10 123V124H11ZM14 123V122H13ZM18 123V122H17ZM46 123V122H45ZM49 123H50V121H49ZM49 123H48V125H49ZM54 124H55V122H53ZM53 123H51L50 125H52ZM60 123V124H59ZM59 123H57L58 124V126H56V124H55V126L56 127H52L53 129L52 130H54L55 132L53 133V139H48L49 140V142H47V144L45 145V142H43V141H41V142H43L44 144H42L40 141L38 142L37 140H35L36 142H35V145L33 144L32 146L33 147H31L32 148V151H31V148H29L28 150L30 151V153H28L29 155H27V152H29V151H26V152H23V151H25L24 150V148H25V145L27 144V139L25 140V139H23V138H21L22 140H20V141H22V143L21 142H18L17 143V141H15V142H12L11 140H8V142H1L0 141V143L1 144H3V145H1V147H0V220H3V216H6L7 214H5L6 212L4 211V210H8L9 208H10V204H9V206H8V204L5 206V204L8 202V200H12V202H15V201H17V202H23L21 199L23 198V199H26L25 197H26V195H28V194H26V193H28V192H24L25 191V187H23V185L24 184H26L27 185V181L28 182H30L29 180H28V178H29V176H31V178H34L35 176L37 177V173L39 172L40 173V171L41 172H43V170L45 169V166H46V168L48 169L50 166H54V164H53V162L50 160V159H52V156H53V154H56L57 152H58V144H59V146H60V144H61V142L63 141V140H66V139H64V134H66L68 131H69V127H68V124L66 125V123L65 124H63V123H61V122H59ZM84 123V122H83ZM93 123V122H92ZM193 123H195V122H193ZM6 124H8V123H6ZM34 124V123H33ZM70 124V123H69ZM80 124V123H79ZM85 124V123H84ZM198 124H200V123H198ZM258 124V123H257ZM260 124H262V123H260ZM3 125V124H2ZM1 125V126H2ZM4 125H5V123H4ZM3 125V126H4ZM15 125V124H14ZM91 125V124H90ZM174 125H175V127H174ZM186 125V124H185ZM248 125V124H247ZM253 125V124H252ZM251 125V126H252ZM256 125V124H255ZM8 126V125H7ZM70 126V125H69ZM92 126V125H91ZM160 126V125H159ZM183 126V127H182ZM194 126V125H193ZM196 126V125H195ZM200 126H202V125H200ZM257 126V125H256ZM28 127V126H27ZM40 127V126H39ZM44 127V126H43ZM161 128V130H163L162 128H165V127H162V126H160ZM247 127V126H246ZM2 128H6V126L5 127H2ZM1 127H0V130L2 129ZM18 128V127H17ZM29 128V127H28ZM31 128V130L33 129L32 127H30ZM49 128H50V126H49ZM64 128H65V130L66 131H64ZM78 128V127H77ZM91 128V127H90ZM261 128H263V132H264V125H263V127L261 126ZM3 129V130H4ZM8 129L9 128H7V131H8ZM15 129H16V127H15ZM19 129V128H18ZM39 129V128H38ZM41 129H43V128H41ZM46 129H48V128H46ZM13 130V129H12ZM21 130V129H20ZM37 130V129H36ZM45 130V129H44ZM129 130V129H128ZM161 130H159V131H161ZM164 130V131H165ZM204 130V131H203ZM248 130H249V128H248ZM14 131V130H13ZM42 131V130H41ZM15 132V131H14ZM40 132V131H39ZM75 132H77V131H75ZM79 132V131H78ZM81 132L82 131H80V134H81ZM85 132V131H84ZM148 132V131H147ZM161 132H163V131H161ZM192 132V131H191ZM255 132V131H254ZM3 133V132H2ZM5 133V132H4ZM6 133H8V132H6ZM23 133V132H22ZM43 133H45V132H43ZM145 133V132H144ZM165 133H167L166 131H165ZM179 133H181V134H179ZM189 133V132H188ZM193 133V132H192ZM256 133V132H255ZM41 134V133H40ZM49 134H51L50 132H49ZM74 134V133H73ZM77 134V133H76ZM79 134V133H78ZM77 134V137L79 136ZM194 134V133H193ZM236 134V136L237 135H241V139H240V142H236V143H230V136H233V135H235ZM264 134V133H263ZM1 135V134H0ZM5 135V134H4ZM3 135V136H4ZM29 135V134H28ZM37 135V134H36ZM42 135V134H41ZM67 135V134H66ZM185 137H184V136ZM2 136V135H1ZM19 136V135H18ZM21 136V135H20ZM24 136V135H23ZM27 136V135H26ZM35 135H33V137H34ZM74 136L75 135H73V137L72 138H74ZM162 136V134L159 136L158 135V137H161ZM192 136V135H191ZM196 136V137H195ZM9 137V136H8ZM15 137H16V135H15ZM30 137V136H29ZM41 137V136H40ZM157 137V138H158ZM164 137H161V140H162V138H163V140H164ZM188 137V136H187ZM263 137V136H262ZM51 138V137H50ZM83 138H84V136H83ZM87 138V137H86ZM190 140L192 139V138H190V137H188ZM236 138V137H235ZM2 139H3V137H2ZM28 139H31V138H28ZM34 139V138H33ZM36 139V138H35ZM41 139V138H40ZM43 139V138H42ZM46 139V138H45ZM75 139H77V138H75ZM150 139V138H149ZM169 139V140H168ZM188 139V140H189ZM200 139H202V140H200ZM217 139H219L220 140V142L218 141V142H216L215 143V140H217ZM261 139V138H260ZM5 140V139H4ZM3 140V141H4ZM26 141V144L24 145V141ZM51 140V141H50ZM72 140H74V139H72ZM81 140V139H80ZM131 140V139H130ZM150 140H152V139H150ZM149 140V141H150ZM161 140H158L157 139V141H159L160 143H161ZM163 140H162V144H163ZM236 140V139H235ZM254 140V141H255ZM7 141V140H6ZM29 141V140H28ZM68 141H69V139H68ZM68 141H66V142H68ZM187 141V140H186ZM192 141V140H191ZM190 141V142H191ZM232 141V140H231ZM151 142V141H150ZM152 142H155V140L153 141L152 140ZM152 142H151V144H152ZM262 142H263V139H262ZM29 143V142H28ZM62 143H65V141L64 142H62ZM165 143V142H164ZM197 143V144H196ZM91 144V143H90ZM115 144V143H114ZM135 144V143H134ZM138 144V143H137ZM187 144H188V142H187ZM29 145V144H28ZM70 145V144H69ZM68 145V146H69ZM184 145V144H183ZM182 145V146H183ZM255 145V146H254ZM9 146V147H8ZM31 146V145H30ZM62 146V145H61ZM131 146V145H130ZM195 147V148H192V147ZM27 147V146H26ZM133 147H134V145H133ZM133 147H132V149H133ZM186 147V148H187ZM62 148H63V146H62ZM62 148H61V151H64V150H66V149H63L62 150ZM100 148H102V147H100ZM105 148V147H104ZM104 148H102V150L104 149ZM127 148H130V150H131V147H127ZM136 148H138V147H136ZM152 148V147H151ZM158 148H160V147H158ZM185 148V149H186ZM126 149V148H125ZM135 149V148H134ZM140 149V152L142 153V151H141V147L139 148ZM155 149V147L153 148V150ZM162 149H164L163 147H162ZM60 150V149H59ZM98 150V149H97ZM129 150V149H128ZM158 149L156 148L155 149V154L157 155V153H158V151H157ZM166 150H168V149H166ZM166 150H165V152H166ZM107 151V150H106ZM125 151V150H124ZM124 151H123V153H124ZM139 151V150H138ZM147 151V150H146ZM162 150H160L159 152L160 153H158V156L159 155H161V156H163L161 153L163 152L164 153V151H162ZM100 152V151H99ZM127 152H129V151H127ZM132 152V151H131ZM134 152H135V150H134ZM149 152V151H148ZM157 152V153H156ZM66 153V152H65ZM89 153H91V152H89ZM144 153V152H143ZM142 153V154H143ZM31 154V155H30ZM58 154V153H57ZM125 154V153H124ZM123 154V155H124ZM140 154V153H139ZM142 154L141 155H139L138 157L140 158L141 156H142ZM88 155V154H87ZM144 155V154H143ZM167 155V154H166ZM179 155H181V156H179ZM58 156V155H57ZM80 156V155H79ZM122 156V155H121ZM129 156V155H128ZM61 157V156H60ZM78 157V156H77ZM90 157V156H89ZM88 156H87V158H89ZM34 160H33V159ZM66 158V157H65ZM104 158H106V157H104ZM103 158V159H104ZM110 158V159H111ZM139 158H138V160L136 161V162H138L139 161ZM58 159V158H57ZM76 159V158H75ZM79 159V158H78ZM83 159V158H82ZM94 159V158H93ZM142 159V157L140 158V160ZM54 160V159H53ZM95 160V159H94ZM161 160V161H162ZM44 161H46L45 163H44V165H43V162ZM47 161H50L49 162V164H50V166L48 165V167H47ZM86 161V160H85ZM92 160L90 159L89 160V163L91 162ZM111 161V160H110ZM171 161V162H170ZM94 162H96V163H94ZM99 162V163H98ZM55 163H57V162H55ZM59 163H62L61 161L60 162H58V164ZM98 163V164H97ZM107 163H109V164H107ZM115 163V161L113 162V164ZM92 164H90V165H92ZM127 164H128V168L126 167L127 166ZM234 164H238L237 165V169H235V166L236 165H234ZM126 165V166H125ZM134 165H136L135 163H134ZM136 165V167H138ZM149 165H152V167L151 166H149ZM162 165V164H161ZM160 165V166H161ZM42 166L44 167V169L42 168ZM65 166V165H64ZM107 166V171H108V173H106L107 171L105 170V167ZM133 166V165H132ZM159 166V164L157 165V167ZM171 166V165H170ZM57 167H58V165H57ZM233 167H234V170H231V169H233ZM115 168V167H114ZM51 169V168H50ZM50 169H48V170H50ZM64 169V168H63ZM97 169V170H96ZM133 169H135V168H133ZM136 169H138V168H136ZM155 169V168H154ZM157 169V168H156ZM48 170H46V171H48ZM52 170V169H51ZM56 170V169H55ZM141 170V171H142ZM153 170V169H152ZM169 170V169H168ZM57 171V170H56ZM106 171V172H105ZM163 171H164V169H163ZM49 172V171H48ZM47 172V173H48ZM54 172V171H53ZM62 172V171H61ZM100 172H102V174L100 173ZM104 173H106V174H104ZM136 173V172H135ZM53 174V173H52ZM55 174V173H54ZM62 174V173H61ZM90 174V173H89ZM95 174V175H94ZM98 175V177H96L97 175ZM101 174V175H100ZM139 174V173H138ZM159 174V173H158ZM100 175V176H99ZM46 176V175H45ZM50 176V175H49ZM54 176V175H53ZM258 177L261 181L258 183V182H256L255 184H253V182L251 183L250 181H249V184H250V186H252V184H253V186H252V188L248 185V182L246 181V178L247 177ZM95 177V178H94ZM26 178H27V181H26ZM55 179V178H54ZM138 179V180H137ZM248 179V178H247ZM250 179V178H249ZM248 179V180H249ZM33 181H37V180H39L38 178H36V179H32ZM48 180H49V178H48ZM92 180V179H91ZM42 181V180H41ZM44 181V180H43ZM53 181V180H52ZM258 181V180H257ZM26 182V183H25ZM49 182V181H48ZM48 182H47V184H48ZM34 182H30L29 184H33ZM79 183V182H78ZM42 184H43V182H42ZM80 184V183H79ZM104 184H107V185H105V186H102V185H104ZM36 185H40V184H37V182H36ZM23 188H22V187ZM30 186H33V185H30ZM43 186V185H42ZM45 186V185H44ZM102 186V187H101ZM257 187V189L256 190H254L253 188H256ZM28 187V186H27ZM36 187V186H35ZM30 188V187H29ZM38 188V187H37ZM40 188V187H39ZM94 188V187H93ZM227 188H229V189H227ZM36 188H34L33 187V189L32 190H35ZM230 189L234 192V190L235 191H238V192H236V193H238L237 195H235L234 196V193L232 192V191H230ZM28 190V189H27ZM239 190H241V192L239 191ZM30 192H32L31 190H30ZM36 192V191H35ZM91 192V191H90ZM109 193L110 191H103V195H104V193ZM210 193V192H212L213 193V195H211V194H209L210 195V197H208V196H206V194L207 193ZM26 195H25V194ZM105 193V194H106ZM36 194H37V192H36ZM86 194V193H85ZM25 195V196H24ZM137 195H139V197L141 198H143V200L142 201H140L139 203H136V201H132V199H133V197L134 196H136V197H138ZM37 196V195H36ZM35 196V197H36ZM94 196V198H96L95 197V195H93ZM97 197V198H101L102 197V195L100 196V197ZM104 197V196H103ZM31 200V199H30ZM51 200V199H50ZM98 200V199H97ZM165 200H169V202L167 203V201H165ZM28 201V200H27ZM148 201V203H146ZM11 202V201H10ZM12 202H11V204H12ZM31 202V201H30ZM138 202V201H137ZM162 202H164V204H162ZM26 203V202H25ZM167 203V204H166ZM22 204H24V203H22ZM21 204V205H22ZM16 205V204H15ZM14 205V206H15ZM20 205V206H21ZM26 205V204H25ZM28 205V204H27ZM97 205V204H96ZM18 206H19V204H18ZM189 206V207H188ZM192 206H194L193 208L194 209H192L191 210V208H192ZM196 206V207H195ZM13 207V206H12ZM23 207V206H22ZM21 207V208H22ZM95 207H93V209L95 208ZM191 207V208H190ZM25 208V207H24ZM199 208H200V210H199ZM19 209V208H18ZM91 210V209H90ZM16 211V210H15ZM91 212V211H90ZM8 214H9V211L7 212ZM29 213V212H28ZM27 213V214H28ZM232 215H231V214ZM14 214V213H13ZM73 214V213H72ZM215 215H225V216H228L229 217V215H231V219H232V221H231V219H229L228 217V223H226L227 224V231H226V233H224L223 231V234H221V235H219L218 234V236L216 237V235H211V233H212V228H213V226H211L212 224H211V221H210V219L213 217V216H215ZM30 216V215H29ZM78 216V215H77ZM89 218H88V217ZM224 216V217H225ZM13 217H14V215H13ZM182 218L183 220H184V225L186 224H188L187 226H189L190 224H192V225H194L195 223L194 222H200V224L198 225V226H196V227H194V229H193V227H191V229L192 230H189L187 233H185L186 231H184V234H183V236H182V238H181V240L179 239L177 242H175V243H170L169 241L170 240H168V238H167V241H166V239L164 240V242H159L158 241V238H159V236H160V238H159V240H162L161 239V237H163V235H167L168 233H166V234H164L165 232H167L166 230L167 229H169L170 230V228H174L176 225H175V221H172V218H173V220L175 219V218ZM69 218V217H68ZM219 218H222V217H219ZM90 219V220H89ZM70 220V219H69ZM176 220V219H175ZM219 220V219H218ZM180 221V220H179ZM179 221H177L178 222V225H179ZM193 221V222H192ZM213 221H215L214 219H213ZM38 222V221H37ZM40 222V221H39ZM68 222V220H67V223H69ZM101 222H103V223H108V225H107V228H101V229H99L98 227H97V225L98 224H100ZM176 222V223H177ZM182 222V221H181ZM187 222H190V223H187ZM249 223H251L250 225L252 226V227H250V228H252V231L249 229V227L247 228L246 226H247V224H249ZM70 224V223H69ZM181 224V223H180ZM218 224V223H217ZM54 225V224H53ZM100 225H102V224H100ZM99 225V226H100ZM229 225V226H228ZM35 226V225H34ZM39 226V225H38ZM41 226V225H40ZM181 226H182V224H181ZM186 226V227H187ZM225 226V225H224ZM36 227V226H35ZM69 227H70V225H69ZM104 227V226H103ZM178 227V226H177ZM182 227H184V226H182ZM153 228V230H151ZM180 228V227H179ZM185 228V227H184ZM190 228V227H189ZM221 228H223V226H221ZM36 229V228H35ZM67 229H69V228H67ZM83 229V230H82ZM182 229V228H181ZM30 231H31V229H29ZM168 230V231H169ZM174 230V229H173ZM232 230H235V231H232ZM43 231V230H42ZM71 231V230H70ZM68 232V235H70L69 233H72V231L71 232ZM172 231V230H171ZM4 232V231H3ZM36 232H37V230H36ZM174 232L175 233H177L176 232V229L174 230ZM174 232H172L171 234H172V236L175 234ZM1 234L0 235H2V232H0ZM38 233V232H37ZM89 233H92V234H89ZM181 233H182V231H181ZM209 233H210V235H209ZM35 235H36V233H34ZM89 234V235H88ZM5 235H6V237H7V240H6V243H5V247H3V248H11V247H13V246H15V245H19L20 244V242H21V240H23V239H21L22 237H24V236H27L28 235V229H26V228H22L21 226H19V225H12V227L8 230V231H6L5 232ZM32 235V234H31ZM67 235V234H66ZM28 236H30V234L28 235ZM168 237H169V234L167 235ZM171 236V235H170ZM219 236H220V238H219ZM60 237V236H59ZM165 237V236H164ZM166 238V237H165ZM44 239V238H43ZM53 239V238H52ZM55 239H56V237H55ZM86 239H87V237H86ZM85 239V241H87ZM173 239V238H172ZM235 239L237 240V241H235ZM33 240V239H32ZM66 239H63V237H60V239H58L56 242H55V244H56V247H55V250L56 251H59V249H60V247L58 246V244H60L61 242H62V244L63 243H66V242H64ZM230 240H234L235 242V246L233 247V246H231L232 248H228V246H226V243H229V242H231ZM104 241V242H103ZM40 242H42V241H40ZM105 242H106V244H105ZM226 242V243H225ZM233 242V241H232ZM158 243H160L161 244V247H157V244ZM33 244V243H32ZM31 244V245H32ZM39 244V243H38ZM41 244V243H40ZM92 244V241L90 242V245ZM225 244V245H224ZM232 244V243H231ZM1 245V244H0ZM94 245V246H95ZM61 246V245H60ZM93 246V247H94ZM101 246V245H100ZM230 246V245H229ZM2 247V246H1ZM0 247V264H28V260H31L30 258H34L33 257V255H32V253H34V255H35V247L32 245V248H30L31 246H29V248L26 250V252H24V250H23V252H24V254L26 253V255L25 256H23L24 254L22 253V251H20V247L19 248H17L18 246H16L15 247V249L17 248L19 251H14V252H12V254L13 255H4L3 254V249ZM48 247V246H47ZM52 249L51 250H53V248H54V246H50ZM63 247H65L64 245H63ZM66 247L68 248V246L66 245ZM92 247V248H93ZM40 248H42L41 246H40ZM46 248V247H45ZM71 248V247H70ZM88 248H89V246H87V250H88ZM36 249H38V248H36ZM50 249V248H49ZM97 249V248H96ZM72 250V249H71ZM6 251H7V249H6ZM89 252L91 251L90 250V248H89V250H88ZM87 251V252H88ZM97 251H99V249L97 250ZM8 252H10V251H8ZM31 252V253H30ZM62 252V251H61ZM65 252V251H64ZM67 252V251H66ZM49 253V252H48ZM78 253H73L74 255L75 254H78ZM232 253V254H231ZM6 254V253H5ZM54 253H52V255H53ZM59 254V253H58ZM64 254V253H63ZM63 254L61 253L60 255L61 256H63ZM69 254V253H68ZM91 254V253H90ZM29 255H31V257H29ZM47 255H49V254H47ZM52 255H49V257H53ZM4 256V257H3ZM10 256V257H9ZM77 256V255H76ZM87 256H88V254H87ZM41 257V256H40ZM45 257V256H44ZM64 257H65V255H64ZM66 257H67V255H66ZM83 257V256H82ZM29 258V259H28ZM48 258V257H47ZM77 258V257H76ZM51 259V258H50ZM41 260H42V258H41ZM40 259H36L35 260V262H34V264L36 263V264H41V262H43V261H45L46 259H43V261H41ZM79 260V259H78ZM77 260V261H78ZM86 260V258L84 259V261H83V259H82V261L83 262H81L80 264H83L84 262H86L85 261ZM47 261L48 260H46V263H47ZM54 261V260H53ZM62 260H61V258H60V260H59V262L58 263H60ZM63 261H64V259H63ZM87 262H89V260L87 259ZM29 263H32V261H30ZM44 263V262H43ZM70 263V262H69ZM50 264V263H49ZM52 264V263H51ZM55 264V263H54ZM57 264V263H56ZM79 264V263H78ZM85 264V263H84ZM88 264V263H87Z\"/></svg>", "mask_w": 264, "mask_h": 264}, {"label": "rangeland", "instance_id": "rangeland-1", "mask_svg": "<svg viewBox=\"0 0 264 264\" xmlns=\"http://www.w3.org/2000/svg\"><path fill=\"white\" fill-rule=\"evenodd\" d=\"M12 0H10V2H8V3H6L7 2V0H6V2H5V0H1L0 1V57H1V55L2 56H6V55H8L9 54V52L11 53V55H10V60L9 61H6V62H4L5 63V65L6 66H4L3 67V65L4 64H2V65H0L1 67H0V72L1 73H3L4 72V70L3 69H11V70H13L12 71V75H14L13 77H12V79H14V83H16L17 85H18V87L20 86V88H18L17 86H16V84H15V87H12V91L10 90V87H7V85H4V87H2L1 89H0V118L2 117V119L6 116L7 117V119H6V117L4 118V120H2V119H0V121H4L3 123H1L0 122V127L2 128V127H5L6 126V128L4 129V128H2L1 130H0V134L2 135H0V141L1 142H8V140H11L12 142H15V141H17V143L18 142H21L22 143V141H20V140H22L21 138H23V139H27L26 141H27V144H26V141H24L25 143H24V145H25V148H24V150L25 151H23V152H26V151H29L30 149L29 148H31V147H33L32 145L34 144L35 145V140H37L38 142L40 141H43V142H45V145L47 144V142H49V140L48 139H53V133L55 132L54 130H52L54 127H56V126H58V124L57 123H59V122H61V123H63V124H65L66 123V125L68 124V127H69V131L66 133V134H64V139H66V140H63L62 142H64L65 141V143H62L61 142V144H60V146H59V144H58V154L56 153V154H53V156H52V159H50L52 162H53V164H54V166L52 167V166H50V164H49V162L50 161H47V167H48V165L50 166L48 169H50V170H48L47 168H46V164L44 165V163L46 162V161H44L43 162V165L45 166V169H44V167L42 166V168L44 169L43 170V172H41L40 171V173L38 172L37 173V177L35 176L34 178H31V176H29V178H28V180L30 181H32V182H34L33 184H29L30 182H28L27 181V178H26V181H27V185L26 184H24L23 185V187H25L26 189H25V193L26 192H28V193H26V194H28V195H26L25 193V195H26V199H21L23 202H17V201H15V202H12V200H8V202L5 204V206L8 204V206H9V204L11 205L10 206V208L8 209V210H4L5 212L7 211H9V214L6 212L5 214H7L6 216H3L4 218H3V220H0V232H2V235H0V247L4 250L3 251V254L4 255H13L12 254V252H14V251H19L17 248H19L20 249V251H22V253L24 254V252H26V250L29 248V246H31L30 248H32V245L35 247V255H34V253H32V255H33V257L34 258H30L31 260H28L27 262H28V264H34V262H35V260L37 259H40L41 260V258H42V260L41 261H43V259H46V260H48L47 261V263H46V260L45 261H43V262H41V264H80L81 262H83L84 261V259L86 258V262H84L85 264H91L90 263V259L92 258V256L91 255H94V254H97V253H100V252H102V250H101V247H103V244H102V242H96V245H95V243H93V242H95V241H98L97 239H94V238H96V235H94V237L92 236L90 239H89V236H87L86 235V237H87V239H86V237H85V239L87 240V241H85V239H84V242H83V245H84V251H86L84 254H82L81 255V257H79V255H80V253H81V251L83 252V249H78V248H72V246L70 245V242H69V238H71V236L73 235V229H74V225H73V223L71 224V222H72V220L73 219H77V218H81V216H84V214L85 215H89V213H93V211L92 210H95L96 209V207H98L100 204H102V201H105V198L106 197H108L110 194H111V188H109V187H111V186H105V185H107V184H104V185H102V186H105V188L104 189H101V192H102V197L101 198H97L99 195H96L95 193H93L94 191H92V190H95V185L93 184V186L91 187V186H88V185H92V183H90L89 184V181L90 182H92L93 181V175H92V171L94 172L95 170H93L94 168H93V161H96V160H99L100 158V160L101 161H103V160H105L106 161V159H108L110 156H112V158L110 159L109 158V160H107V162L109 161L110 163H112L111 165H108V169H107V166L105 167V170L107 169L108 171H110L111 169V167H112V173L114 174V176H115V174L116 173H114L113 171H115V172H117V171H119L118 173H120V175H122V173L121 172H123L122 170H119V167H118V165L117 164H119V163H117L118 162V160H119V162L121 161V163H122V161H126V162H128V164H129V166H128V164H127V168L129 167V169H131V171H132V173H131V176H135V177H138V178H140L141 176H142V174L145 172V170H149L148 171V175L149 176H143V177H145V178H152L153 177V175L156 173L157 174V176L158 175H162L164 172H166V174L165 175H167V173H169V171L171 172V170H172V168H174V167H176V166H172V163L174 162L175 163V161L173 160V162L172 163H169L168 162V166H165L164 164H163V160L162 159H160L158 162H157V164H155V165H153L154 167L153 168H148V166L146 167L147 169H143L142 170V167H140L141 165H140V162L143 160V159H148V158H153V159H157L158 160V158H162L163 157V159H165L164 157H170L169 155V151H170V147H169V145H167V143H169L166 139V137H164L165 136V134H168V131L167 130H165L166 129V125H168V127H169V129H171L172 128V123H174V122H170V121H166L165 119H166V115L164 114V113H167V112H169L171 109V112L170 113H167V119L169 120L172 116L171 115H173L174 113H172L174 110H176V114H174L176 117H177V122H180L181 121V123L180 124H182L184 127L186 126V129L185 128H181V131H186V133H187V136L188 137H190V138H192L194 135H198L199 133H198V131L199 132H201V133H203L202 132V129H204V130H206V126H204V124H206L205 123V120H207L206 122H209L210 124L211 123H217V122H219L220 120H223V119H225V121H226V119H228L227 121L229 122V123H227L229 126H230V124H231V122H233L235 119H238V117L241 115H245V116H240V118H239V120L241 119V118H246V119H243L242 121H243V124L245 125L244 126V128H246V130L247 131H249L250 132V127H252V129H251V132L250 133H254V134H252V135H259L258 137H254V140H255V138H258V139H256L255 141L253 140V143H257V140H258V142H260V144L262 143V145H261V147H262V150H261V152H260V154L257 156L258 158H260L263 154H264V132H263V128H261V126L263 127V125H264V97L262 98V99H258L257 98V92H259L260 91V93L261 94H264V28L262 27V26H264V24H263V22L261 23V21H264V0H212L213 2H210L211 0H204V1H206V3L207 2H210V3H213L212 5L210 4V3H208V4H210L211 6H207L206 7V3L203 1V0H199V4H200V10H199V8H198V10L200 11V13H202L201 12V9H202V11H203V8L205 9V11L206 12H204L205 14H204V16H208L209 14H211L212 13V10L214 9V12H213V14H211L210 15V17L212 18L211 20V23L213 24V25H210V26H212V29L210 28V26H205L204 25V27H209L208 28V31L210 32L211 30L213 31V29H214V31L213 32H215L214 33V35L216 34V36H214L212 33H210V34H212L213 35V37H214V40L212 41H209V36L210 35H206V33L207 34H209V32L206 30V29H204V27H203V29L201 30L200 29V27L198 28V29H194V30H200L199 31V36H198V34H197V36H195V32H194V30H189L188 28H186L187 26H189L190 24H187V23H184V24H182V22H179L178 23V26L177 27H175L176 29H177V31H179L180 30V32H181V34H183L184 35V41L183 42H187L188 43V45H186V47H185V45H181V46H184V47H182L181 48V52L180 53H182V54H180V55H183L182 56V58L184 57L185 58V56H186V58H191V56L193 55V56H195L194 58H196L195 60H194V58L192 57L190 60L188 59V61H190V65H189V63H187L186 64V62H188L187 61V59H186V61H185V59H182V58H178L177 60H175V62H174V67L176 68V69H171L175 74H177L178 73V75H179V77L182 75V78L184 77V79L182 80V81H184V83H183V88H184V91L183 90H180V91H183V93L181 92H179V93H169V92H159V94L157 95V93L158 92H156V91H154V89H156V88H152L151 86V84H153L154 83V81L151 83V81H152V79L149 81V79H147V78H150V77H148L149 75H148V72L146 71V70H143V72H142V70H140V68H142L143 69V67H141L142 65L143 66H146V64H150V66L149 67H151L152 69L153 68H155V67H157L159 64H160V66H162V65H164V63H167V61H169V59H166V57H165V55L168 57V54L169 55H171L170 53H171V51H173L174 49H178L179 47H180V44H179V46H178V42L180 43V41L178 40L177 42H176V44H177V46H176V44H175V41H171L172 43H170V44H166V45H163L162 43H161V41H156V39H160V40H163L164 39V37H166V38H168L169 36H168V31L169 30H167V27L166 28H164V29H162V30H164V31H162L161 30V32H165V33H161L160 31L159 32H157V30H156V26H158L159 25V23H155V22H158L159 21V19L157 20L156 18H158V17H156L157 15H159V16H161L162 15V13L164 14V13H168L167 12V10L165 11V9L164 8H166V6L167 5H164V4H162V3H167L168 4V1L169 0H160L159 2V4H160V6H161V8H160V6H159V9L158 10H160V11H156L154 8H153V6H151V8H149L150 7V5H149V7H147V8H144V10L142 11L143 13L141 14V15H143L144 14V17L145 18H140L141 20H142V25H141V20H140V27H138V28H141L142 29V27H143V30H139V29H137V27H132L131 29H132V31L134 30V28L135 29H137V33H136V30L135 31H131V29H129L130 30V32H129V34L131 33V35H132V38H133V42H131V46H129V45H125V47H123V48H125L126 49V52H125V50H123V48H122V46H119V47H117V52L115 53V51H116V49H114L112 52H110L109 54V57L110 58H116V60H113V62H111V64L113 63V65H110V63H108L109 65H107L108 67H107V70L109 71V70H112V69H114L113 71H115V69L116 70H118L117 68H115V67H119L120 68V70H122V68H121V66H123L124 64H123V62L125 61V63L127 64V62H129L131 65L130 66H132L133 65V67L131 68V73L130 74H132V76L129 74V75H127L126 77H128V82H130L131 83V81L130 80H132V83L134 82L133 80H135V78L137 77V81L139 82V79H140V81L144 78V77H146V78H144L143 80H145L146 81V83H144L143 81L140 83L141 85L139 86V88H138V86H137V88H135V90H137L136 92H140V94H134L135 93V90L133 91L134 93H133V95L132 94H128L129 95V99H127V98H124V97H121V96H124V95H126L127 96V91H125L126 93H122V92H124V90H126V86H128V84L130 85V83H128L127 84V81H125V83L127 84H125V83H123V85H121V86H119V84H122V83H120V82H118L119 84H115L116 85V87L118 88H120L121 87V89H122V86H124V84L126 85L125 87H123V88H125L123 91H121V95L119 96V94H117V96H119V98L117 97V99H119V102H118V100H115L116 98H114V100L115 101H117L116 102V104H114L115 103V101H111V95L110 94H112L113 95V97H114V95L116 96V94H113V93H110L111 92V90H112V88H115V87H113L112 86V88H110L109 87V89H108V87H107V89H105V85L104 84H102V83H100V85H98L99 84V82H96V84L95 83H93V82H95V81H93V79L91 80V78L93 77L94 78V76H93V74H95V70L96 69H94V67L92 66V64H91V66L90 67H88L87 68V71L85 70V74L87 75H85L86 77H85V79H84V77L82 78V81L80 80V82L82 83V85H80L81 86V88L79 87V88H75V91H74V93H66L64 96H65V98H64V96L62 95V93L64 94L65 92H64V90L60 87V83H58V78H57V76L55 77L54 75H53V79L52 78H50V79H48L49 77H51V76H49L50 74L48 73L47 74V71L49 72V70H48V68L45 66V67H43V68H38V69H36L37 67H35V66H33L34 68H30L29 69V67H31L30 66V63H32L31 61H34L37 57H40V56H42L43 54L41 53V51L39 50V48L38 47H40V45L39 44H36L35 45V43H33L32 44V42H33V40H34V38H32L33 36H35L36 34H37V32H38V30H37V28H38V24L39 23H41V22H43V21H46V22H43L42 24H39V27H40V25L41 26H44V25H46V23L48 24V25H46V27L44 28L45 30H47L49 27H50V29H48L47 31H46V33L45 34H47L46 36H47V38L46 39H52V40H46V41H48L49 42V44H50V41H53V42H51L52 44H50V46H48L46 49H48L47 51H45V52H47L48 54L50 53V55L51 54H58V56H60V54H61V52L64 50V49H66V46H65V48L63 47V44L65 43V44H67V46L71 43V41H69L68 39L66 40L65 39V37L64 36H62V34L63 35H74V37L75 38H73L72 36L69 38V39H72V41H74V43L76 42V40L78 41L79 39H81L80 38V36H86L87 37V34H89L90 35V33H91V35H93V36H91V39L89 38V37H87V40H88V38H89V40L91 41L90 42V47H89V45H88V48H94L96 51H98V48H101L102 47V50H101V52H99V55H98V57H97V60H98V62H99V60H100V62H102L104 59H105V57H107L106 56V50L107 49H109V44L107 43V41H106V39H107V37L106 36H109V34H110V32L112 31V32H114L113 30H117V29H121L122 30V28L123 29H125L124 28V26L122 27V25H124V24H126V28L129 26H127V23L128 22H130V21H128L126 18H128L130 15L131 16H133L134 17V14H132V10H131V12H129L130 11V9H129V6H130V4H129V2H128V5H126V3L125 2H127V0H116V1H118V2H120L119 4L120 5H118V6H122V7H119V8H121V9H119L118 11H117V15H111L112 16V18H113V23H117L118 21H120V22H118L116 25L115 24H113V25H111L110 23H108L109 22V20L108 19H102L101 18V16L103 17V14L105 15V17H108L107 15H108V13H106V12H104L105 11V9H102V8H104L105 7V4L103 3L104 1H106V0H101V3H103L102 4V6L99 4V2H100V0H92L93 2H95L94 4H95V6L97 7V8H99V5H100V7L101 8H99V13H97L98 14V17H96L95 15H96V13H94L93 14V19L94 20H96L95 22H94V24L92 23H90V20H91V18H90V20L88 19V18H85V16L83 17V12H81L82 11V9H81V11H80V5L77 3V1H69V0H65V2L64 1H60V0H40L39 2L36 0H34L36 3H38V5L36 6V13H35V15H33V13H30L31 14V17H30V22L29 21H27L26 22V24L28 23V25H29V27H31V29H32V31H30V32H26V33H15V30H13V28H14V25H16V22H17V10H16V7H15V5H14V1L15 0H13L12 2H11ZM21 2L19 3V4H22L23 5V8H24V10L27 12H29V8H30V3L28 4V0H20ZM27 1V2H26ZM29 1H32V3H35L33 0H29ZM60 1V2H59ZM68 1V2H67ZM97 1V2H96ZM103 1V2H102ZM107 1H109V2H111V0H107ZM135 1H138V0H135ZM177 1H179V0H177ZM181 1V0H180ZM180 1H179V3H180ZM186 1V3L188 2V1H194V0H185ZM200 1L202 2V3H200ZM234 1V2H233ZM64 2V3H63ZM112 2L114 3V4H116V2H115V0H112ZM111 2V3H112ZM118 2H117V4H118ZM182 3L184 2V0L183 1H181ZM196 2L198 3V0H196ZM195 2V3H196ZM217 4H216V3ZM3 3L4 4H6L5 6L3 5ZM12 3V4H11ZM26 3V4H25ZM130 3H131V0H130ZM182 3H181V5H182ZM203 3H204V6H203ZM214 3L216 4V5H214ZM220 3V4H219ZM231 3H232V5H231ZM8 4V5H7ZM162 4V5H161ZM206 4V5H205ZM221 5V6H219V5ZM2 5V6H1ZM10 5V6H9ZM27 5V6H26ZM186 4L184 3V6H185ZM126 6L128 7V8H126ZM183 5L181 6V7H184ZM213 6V7H212ZM12 7H13V9H12ZM38 7V8H37ZM79 7V8H78ZM203 7V8H202ZM209 7H211V8H213V9H211V10H209V13L207 12V8H209ZM230 7V8H229ZM31 8H32V5H31ZM230 10H229V9ZM77 9H79V10H77ZM103 10V12H102V10ZM153 9H154V11H153ZM207 9V10H206ZM217 11H216V10ZM38 10H40V11H38ZM146 10V11H145ZM148 10V11H147ZM187 10V9H186ZM186 10L184 11V12H186ZM123 11V12H122ZM216 11V12H215ZM39 12H40V17L39 16H37L38 14H39ZM72 12H75L74 14H75V16L77 15V19L79 18L80 19V17L79 16H81V24H79L78 26H74V27H72V29L69 27V26H67L68 25V18H67V15L68 16H70V14L72 13ZM80 12H81V14H80ZM144 12H149V14H147V15H149V17H146V15H145V13ZM152 12L154 13V16H153V14H152ZM161 12V13H160ZM211 12V13H210ZM244 12V13H243ZM256 12V13H255ZM78 13V14H77ZM102 13V14H101ZM116 13V12H115ZM115 13H113V14H115ZM131 13V14H130ZM136 13V12H135ZM157 13H160V14H157ZM169 13H172V12H169ZM167 14L168 16L170 15V14ZM190 13V14H189ZM192 13H194V12H188L186 15H185V17L188 15L189 17H186V18H184V21L186 22L187 21V18L189 19V22H191V20H192V22L191 23H193V21H195L194 23H195V25H197L198 23V20H199V18H202V20H203V18H204V16H200V14H199V12H198V15H197V12H195L194 14H196L199 18H198V20H197V22H196V19H194V16L193 15H191ZM208 13V14H207ZM218 13V15H215V14H217ZM243 13V14H242ZM258 13V14H257ZM46 14V15H45ZM80 14V15H79ZM125 14V16H123ZM151 14H152V16L153 17H150L151 16ZM156 14V15H155ZM166 14H164V15H166ZM175 14V13H174ZM256 14H257V16L258 17H256ZM71 15H73V13L71 14ZM126 15H127V17H126ZM176 15V14H175ZM193 17V19H191V16ZM203 15V14H202ZM214 15V16H213ZM260 15V16H259ZM30 16V15H29ZM34 16H35V18L36 19H34ZM45 16H46V19H45ZM129 17V18H132V17ZM197 16H195V18H197ZM216 16V17H215ZM251 16H253L252 18H251ZM38 17L40 18V19H38ZM123 17V20H121V19H119V18H122ZM209 16L208 17H206L203 21L204 22H206L207 20H208V18H210ZM216 19H214V18ZM255 17V18H254ZM154 18H155V22L153 23V21H154ZM161 18V17H160ZM171 18V17H170ZM35 21H33V20ZM37 19H38V22H36L37 21ZM45 19V20H44ZM86 19H87V21H89V23L87 24V22H85L86 21ZM101 19V20H100ZM134 19H137V17L136 18H134ZM144 19V20H143ZM149 19V20H148ZM152 19V20H151ZM176 19V18H175ZM174 18L173 19H171V20H173L174 22H176V20H175ZM263 19V20H262ZM115 20V21H114ZM124 20H126V22L124 21ZM201 20V19H200ZM215 20V21H214ZM31 21H33L32 23H31ZM128 21V22H127ZM151 23V24H155V26L154 27H151V29H150V26H152V25H150L149 26V22ZM210 21V20H209ZM213 21H214V23H213ZM246 21V22H245ZM98 23V25L96 24L95 25V23ZM208 22V21H207ZM255 22V23H254ZM12 23H14L13 25H12ZM35 23H36V25H35ZM84 23V24H83ZM86 23V24H85ZM149 23V24H148ZM226 23V24H225ZM32 24V25H31ZM74 24V23H73ZM129 24V23H128ZM251 24V25H250ZM27 25V26H28ZM31 25V26H30ZM82 27H81V26ZM88 25H90L91 26V29L88 27ZM104 25H105V27H104ZM106 25H108V26H106ZM111 25V26H110ZM135 25V24H134ZM134 25H132V26H134ZM191 25H193V24H191ZM195 25H193V26H195ZM262 25V26H261ZM13 26V27H12ZM51 26H52V28L54 29L55 28V30L56 31H58V32H56L55 33V31H54V38H53V36H51L50 35V32H49V35L51 36V38L48 36V31L50 30L51 31V33H53L52 31H53V29L51 28ZM80 26V27H79ZM83 26H85L84 28H83ZM131 26V25H130ZM129 26V27H130ZM136 26H138L137 25V23H136ZM148 28H147V27ZM185 26V27H184ZM248 26V27H247ZM251 26V27H250ZM12 27V28H11ZM79 27V28H78ZM120 27H122V28H120ZM144 27H146V29H144ZM246 27V28H245ZM254 27V28H253ZM67 28H70V29H67ZM97 28V29H96ZM114 28V29H113ZM175 28H174V30H175ZM184 28V29H183ZM190 28V27H189ZM253 28V29H252ZM52 29V30H51ZM64 29H66V30H64ZM77 29H79V31L77 30ZM84 29V30H83ZM94 29V30H93ZM96 29V30H95ZM102 29V30H101ZM158 29V28H157ZM160 29H161V27H160ZM218 29H222L223 30V32H219V31H222V30H219L218 31ZM35 30V31H34ZM74 30H77L78 32H76V31H74ZM82 30V31H81ZM93 32H92V31ZM139 30V31H138ZM147 30V31H146ZM154 30H156V33H158L156 36H155V32H154ZM159 30V29H158ZM167 30V31H166ZM247 30H249V31H247ZM252 30V31H251ZM66 31V32H65ZM76 32V33H79V34H72L73 32ZM84 31V33H82ZM85 31H88V32H85ZM183 31H184V33H183ZM202 31V32H201ZM204 31H206L205 33H204ZM211 31V32H212ZM34 32H35V34H34ZM71 32V33H70ZM96 33V34H93V33ZM155 34H154V33ZM187 32V33H186ZM232 32V33H231ZM249 32V33H248ZM69 33V34H68ZM100 33V34H99ZM138 33H140V34H138ZM143 35H142V34ZM179 33V32H178ZM192 33H194V34H192ZM203 33V34H202ZM223 33H225V34H223ZM25 34V35H24ZM84 34H86V35H84ZM153 34H154V36H153ZM165 34H166V36H165ZM202 34V35H201ZM205 34V36H207V38L205 37V36H203ZM57 35V36H56ZM78 36V35H80L78 38L76 37V36ZM95 35H97L98 37H96ZM104 35V36H103ZM136 35H137V37H136ZM139 35V36H138ZM164 37H163V36ZM147 36V37H146ZM160 36V37H159ZM168 36V37H167ZM189 36V37H188ZM255 36V37H254ZM259 36H261V37H263V38H261V37H259ZM105 37V40L103 39ZM159 37V38H158ZM161 37H163V38H161ZM195 37V38H194ZM197 37V38H196ZM200 37H203V38H200ZM213 37H211L212 39H213ZM217 37V38H216ZM56 38H58V39H56ZM96 38V39H95ZM156 38V39H155ZM188 38L192 41H190V40H188ZM224 38V39H223ZM27 41H26V40ZM56 39V40H55ZM100 39V40H99ZM136 39V40H135ZM195 39H197L196 40V42L194 41L193 42V40ZM220 39V40H219ZM54 40H55V42H54ZM96 40V41H95ZM99 40V41H98ZM176 40V39H175ZM225 40H226V42H225ZM227 40H228V42H227ZM200 41V42H199ZM215 41V42H214ZM7 42V43H6ZM62 42H64V43H62ZM69 42V43H68ZM93 42H95V46H94V44H93ZM225 42V43H224ZM11 43V47L12 48H10L9 47V45L8 44H10ZM167 43H169V42H167ZM174 43V44H173ZM189 43H191V44H189ZM209 45H208V44ZM215 43H217L216 44V46H219L218 44H222V48H221V44H220V48L219 47H216L215 45H210V44H215ZM64 44V45H65ZM71 44H73V43H71ZM69 45L67 48H69V49H72V47H73V49H74V46H75V44H77L78 46H79V42L77 43H75V44H73V46L72 45ZM94 46H92V45ZM159 44H160V46H159ZM37 45H38V47H37ZM52 45H53V47H52ZM80 45H82V44H80ZM87 45H86V47H87ZM102 45V46H101ZM154 45V46H153ZM156 45V46H155ZM163 45V46H162ZM171 45V46H170ZM189 45H190V47H189ZM208 45V46H207ZM78 46H75V49L78 47ZM84 47H85V45H83ZM101 46V47H100ZM104 46V47H103ZM127 46H129V47H127ZM152 46L154 47V48H152ZM162 46V47H161ZM165 46H167V47H165ZM188 46V47H187ZM213 46H214V48L216 49H218V52L216 51L215 52V50L213 49ZM263 46V47H262ZM14 47V48H13ZM228 47V48H227ZM238 47V48H237ZM9 48H10V50H9ZM54 50H53V49ZM118 48H120V50L122 49V52L118 49ZM130 50H129V49ZM150 48H151V50L153 49L154 51H156V52H153V51H151L150 50ZM165 48V49H164ZM167 48H168V51H167ZM170 48H171V50H170ZM187 48H189V49H187ZM206 48H208V49H206ZM235 48V52H234V50H232V49H234ZM248 48V49H247ZM14 49V51L15 52H13V54H12V50ZM18 49V50H17ZM146 49H148L147 51V53H149V50H150V52H152V54L151 55H149L148 54V56L147 55H144V54H146L145 53V51H146ZM166 50L168 53H166V54H164L165 52H164V50ZM185 49H187V51L185 50ZM219 49H220V51L223 49V52H221V55H224L225 57H226V54H227V56L228 57H231V58H228V60H227V57H226V59L224 58V56H222V58H224V59H222L221 57V59L219 58V59H213V55L215 56L216 54H220V51H219ZM262 49V50H261ZM56 50V51H55ZM120 52H119V51ZM162 50V51H161ZM188 50H189V52H188ZM195 50V51H194ZM204 50V51H203ZM206 50V51H205ZM209 50V51H208ZM258 50H259V52H258ZM21 51H23V53L21 52ZM40 51V52H39ZM54 51H55V53H54ZM61 51V52H60ZM130 51V52H129ZM160 51V52H159ZM186 51V52H185ZM202 51V52H201ZM230 51V53H228ZM24 52H26L27 53V55H26V53H24ZM52 52V53H51ZM113 52H114V54H113ZM123 52H125V54H122ZM135 53L134 55H133V53ZM188 52V53H187ZM203 52H207V53H203ZM261 52V53H260ZM21 53V54H20ZM46 53V54H47ZM119 53H120V55H119ZM184 53H186V54H184ZM198 53H201V55H202V57H203V60L202 59H200L199 57V55H198ZM216 53V54H215ZM260 53V54H259ZM15 54V55H14ZM41 54V55H40ZM129 55V54H132L133 56H138L137 57V59H135L134 58V60H133V57H131L132 55H129V57L127 56V55ZM191 54V55H190ZM204 54H210V55H208L209 56V58L208 57H206V55L204 56ZM213 54V55H212ZM25 55V56H24ZM50 55H45L46 57V59L47 60H49L50 58L49 57H52V56H50ZM103 55V56H102ZM114 57H113V56ZM121 55H122V57H121ZM126 55V56H125ZM142 55V56H141ZM185 55V56H184ZM187 55H188V57H187ZM212 55V56H211ZM240 55H242V59L241 58H239L240 57ZM29 56H31V57H29ZM34 57V58H33ZM36 57V58H35ZM100 57V59H98ZM125 57H127V58H125ZM139 57H142L143 58V60H142V58H139ZM171 57H172V55H171ZM212 57V58H211ZM235 57V58H234ZM250 57V58H249ZM253 57V61L251 60V58ZM30 60H29V59ZM32 58V59H31ZM124 58H125V60H124ZM130 58H132V62L129 60V61H127L126 59H130ZM146 58H148V60L146 59ZM168 58H170V56L168 57ZM197 58H198V60H201L200 61V64L201 65H198L199 64V62L197 61ZM208 58V60H206V59ZM261 58V59H260ZM24 59V60H23ZM119 59H121V61L119 60ZM122 59L124 60V61H122ZM139 59V60H138ZM154 59H156V60H154ZM231 59V60H230ZM241 59V60H240ZM26 60V61H25ZM145 60V61H144ZM147 60V61H146ZM151 60V61H150ZM152 60H154V61H152ZM178 60H180V61H178ZM210 60H212L213 62L215 61L216 63V65L215 64H212L211 62L212 61H210ZM225 61V62H221L222 64H224L225 63V65H222L221 67H219V64L217 63V61ZM227 60V61H226ZM230 60V62H228ZM246 60V61H245ZM249 60V61H248ZM28 61V62H27ZM164 61V62H163ZM231 61H233V64L234 65H232V62ZM243 61V62H242ZM252 61V62H251ZM119 62V63H118ZM156 62V63H155ZM163 62V63H162ZM191 62H194V64H192ZM210 62V63H209ZM240 62V63H239ZM246 64H245V63ZM34 63V62H33ZM129 63H128V65H129ZM133 63V64H132ZM137 64V67H135L136 66V64ZM139 63V64H138ZM145 63V64H144ZM178 63V64H177ZM205 63V64H204ZM206 63H207V65H206ZM231 63V69H228V71H226L227 70V68H229L228 66H229V64ZM236 63V64H235ZM248 63V64H247ZM119 64H121V66H118ZM123 64V65H122ZM135 64V65H134ZM172 64V63H171ZM192 64V65H191ZM197 64V65H196ZM209 64H211V66L209 65ZM228 64V65H227ZM10 65V66H12L13 68H11V67H8V66ZM16 67H15V66ZM27 65V66H26ZM34 65H35V63H34ZM65 65H67L66 63H65V60H63V64H61V65H59L60 66V68H61V70H63L64 68H65ZM156 65V66H155ZM181 65V66H180ZM184 65V66H183ZM193 65H196V66H193ZM203 65V66H202ZM227 65V66H226ZM261 65V66H260ZM170 66H172V65H170ZM189 67V70L193 67V68H195L194 70H196V72H194V70H193V68L190 70L191 72H192V70H193V72L195 73V74H198L197 72H201V74L199 75H194L193 73H191L190 72V74H188L189 72H187V71H189V70H186L188 67ZM197 66H198V68H197ZM209 66V67H208ZM213 66V67H212ZM216 66L217 67H219V68H221V69H224L223 71H221V70H217V68H216ZM224 66H225V68H224ZM235 68H234V67ZM24 67V68H23ZM113 67V68H112ZM125 67V66H124ZM140 67V68H139ZM173 67V66H172ZM183 69H182V68ZM14 68H16V70L14 69ZM92 68V69H91ZM108 68H110V69H108ZM138 68V69H137ZM218 68V69H219ZM238 68V69H237ZM24 69L26 70V71H28V72H26V74H25V71H24ZM31 71H37L38 73H31V72H29V70ZM89 69H90V72L91 73H88V71H89ZM137 69V70H136ZM182 69V70H181ZM200 71H199V70ZM232 69H233V72H235V75H233L232 73ZM41 70V71H40ZM65 70L67 71H69L70 70V68H65ZM106 70V74H108V71ZM135 70L136 71H141L140 73L141 74H143L142 75V77H141V75H140V77H139V73H136V75H135V73H133V72H135ZM176 70V71H175ZM217 70V71H216ZM229 70H231V72L229 71ZM235 70V71H234ZM46 71V72H45ZM112 71V72H113ZM147 73H146V72ZM181 71V73L182 74H179V72ZM221 71V72H220ZM92 72H94L93 74H92ZM228 72V73H227ZM11 73V72H10ZM21 73V74H20ZM44 73V74H43ZM184 73V74H183ZM211 73L213 74V75H211ZM39 74V75H38ZM51 74H53V73H51ZM89 74V75H88ZM215 74V75H214ZM217 74H219V75H217ZM227 76H230V77H235L236 79H238V80H234L235 82H237L238 84H236V83H234L232 80H231V78H228L229 80L227 81L226 80V75ZM91 75H92V77H91ZM109 75V74H108ZM134 75V76H133ZM146 75V76H145ZM177 75V76H178ZM209 75V76H208ZM224 76L225 75V77H223L224 78V80H226L227 82H226V86L225 85H223V83L225 82L224 80H223V78H222V76ZM232 75V76H231ZM239 75V76H238ZM241 75V76H240ZM24 76V77H23ZM188 76V77H187ZM197 76V77H196ZM201 76V78H200V80H199V77ZM237 76V77H236ZM27 77H30V78H27ZM139 77V78H138ZM193 77H195V78H193ZM218 77H220V78H222V79H218ZM233 77V78H234ZM56 80H55V79ZM87 78H88V80H87ZM192 78V79H191ZM197 78V81L195 80ZM187 79V80H186ZM194 79V80H193ZM26 80H28V81H26ZM29 80H31L30 82L31 83H29ZM50 81V83H49V81ZM72 80V79H71ZM78 80V81H77ZM77 80H75V81H77L78 83H80L79 82V79H77ZM84 80V81H83ZM85 80H87L86 82H85ZM91 80V81H90ZM124 80H126V79H124ZM180 80H181V77H180ZM199 80V81H198ZM215 80H216V82L218 81V80H220V82L218 81V84L219 85H217V83L215 82ZM261 80V81H260ZM90 83H89V82ZM136 80H135V83H133V84H137L136 82H137ZM185 81H187V82H185ZM192 81H194L193 83H192ZM233 82V84L232 83H229V82ZM260 81V82H259ZM22 82H24V83H26V84H28V86H31L33 83V85H36L35 87L32 85V89L31 88H26V89H22L23 87H25L24 85H23V83ZM33 82V83H32ZM71 82V81H70ZM77 82H74L77 86H78V84H77ZM113 82H115V83H117L116 81H112V83ZM147 82L149 83V84H147ZM199 82V83H198ZM206 82V83H205ZM223 82V83H222ZM41 83H43V87H40L41 85ZM45 83V84H44ZM47 83V84H46ZM73 83V85H75ZM91 83H93V84H91ZM112 83H111V85H112ZM131 83V85H132V87L134 86L135 87V85H133ZM188 83V84H187ZM209 83V84H208ZM216 83V84H215ZM227 83H229V85H230V87H228V84ZM253 83H256L255 84V87H253L254 86V84ZM260 83V84H259ZM25 84V85H26ZM31 84V85H30ZM72 84V83H71ZM184 84H187V85H184ZM191 84H193V86L191 85ZM204 84V85H203ZM206 84V85H205ZM208 84V85H207ZM222 84V85H221ZM235 84V85H234ZM248 84H250V85H248ZM262 84V85H261ZM14 85V84H13ZM23 85V86H22ZM92 85V86H91ZM103 85V86H102ZM110 85V86H111ZM130 85V86H131ZM148 87H147V86ZM215 85V86H214ZM217 85V86H216ZM220 85L222 86L221 87V89H220V91H222L225 87H227L226 88V91H222L221 93H214V90L216 91V92H220V91H218V89L220 88ZM241 85H243V86H241ZM252 85V86H251ZM76 86V87H77ZM87 86V87H86ZM99 86V87H98ZM150 86V87H149ZM188 86H189V88H188ZM191 86H192V89H191ZM219 86V87H218ZM225 86V87H224ZM247 86H249L248 88H247ZM60 87V88H59ZM74 87V86H73ZM83 87V88H82ZM102 87H104L103 89H101ZM133 87V88H134ZM146 87H147V89H146ZM153 87H155V86H153ZM193 87H195L194 89H193ZM232 87V88H231ZM234 87V88H233ZM250 87H252L251 89H250ZM43 88V89H42ZM45 88V89H44ZM47 88V89H46ZM49 88V89H48ZM116 88V89H117ZM128 88V87H127ZM133 88H131L132 90H133ZM142 88V89H141ZM196 88H203V89H205V90H209V92L211 91L210 89H212V92H211V94L213 95V97L214 98H218V99H224L223 97H227L228 98V100H231V101H240V102H242V106L241 107H243V108H241V107H239V108H241V111H246V112H239L240 110L238 109V112L233 108V109H227L226 108V106H225V109L226 110H224V109H222L223 111L222 112H219L217 109V114L219 115V113H220V115L218 116V115H215L216 114V111H214L215 110V107L216 106H210V104H209V109L206 107V105L205 106H203V105H201V106H203V107H201L200 109L198 108V109H196L197 107H199L198 105H200V104H198V105H196L197 107H195V105L193 104L194 102H196V99H194V95H193V98H191L190 96L192 95V94H195V92H196V94H198V91L199 90H195ZM216 88H218V89H216ZM7 89V90H6ZM39 89V90H38ZM61 91V93H60V91ZM62 89V90H61ZM76 89H79V92H78V90H76ZM131 89H130V91H129V93L131 92ZM150 89V90H149ZM153 89V90H152ZM214 89V90H213ZM229 89V90H228ZM233 89L235 90V92L237 93V95L238 96H236V94L235 93H228V92H230L231 90L233 91ZM237 89V90H236ZM239 89V90H238ZM240 89H242L241 91H242V93L240 92ZM244 89V90H243ZM245 89H250L251 91L249 92V91H247L246 92V90ZM18 90H20V91H18ZM70 90L72 91V88H70ZM80 90L82 91V95L80 94ZM102 90H105L104 91V93H105V95H109L110 96V100H108L107 102H109V101H111L110 102V104L109 103H107V102H105L106 104H103V105H101L102 104V102L107 98V96H105L104 95V93H103V95H102ZM110 90V94L108 93L107 94V91H109ZM118 90V89H117ZM116 90V91H117ZM120 90V89H119ZM128 90V89H127ZM152 90V91H151ZM187 90H189V91H191V93H192V91L194 92V93H192L190 96H189V99H187V95H188V92H187ZM228 90V91H227ZM6 91V92H5ZM31 91V92H30ZM35 91V92H34ZM45 91V92H44ZM70 91V92H71ZM78 93H77V92ZM115 91V89H114V92L115 93H117ZM154 91V92H153ZM243 91H245V93L243 92ZM24 92V93H23ZM26 92H27V94H26ZM28 92H29V94H31V96L30 95H28ZM40 92V93H39ZM47 92V93H46ZM75 92H76V94H79V96L77 97L76 96V94H75ZM98 92V93H97ZM120 92V91H119ZM145 92H147V93H149V94H147V93H145ZM151 92V93H150ZM224 92H226L228 95H226V93L224 94ZM239 92L243 95V98L241 99V97L239 96V95H241V94H239ZM7 93V94H6ZM11 93V94H10ZM39 95H38V94ZM44 93H46V94H44ZM59 93V94H58ZM132 93V92H131ZM155 93V94H154ZM161 93V94H160ZM251 93V94H250ZM253 93V94H252ZM69 94H70V96L72 95V97L71 98H73L74 100V102H75V104H73L74 102L72 101V99L71 98H69L68 97V100L70 99V103H71V101L73 102V103H71L70 105H69V103L67 104L66 103V105H65V103H64V105H62V106H68L69 107V110H68V108L67 107H64L63 109H65V110H67V111H60L63 115H64V119H62L63 117L62 116H57V114L58 115H60V112H59V110H58V108L60 109V110H62V108H61V102L63 101V99H60L61 98V96H63V98L66 100L67 98H66V96H69ZM124 94V95H123ZM152 96H151V95ZM179 94V95H178ZM185 94H187V95H185ZM195 94V95H196ZM210 94V93H209ZM221 94H223V95H225V96H223V95H221ZM8 97H7V96ZM81 95V96H80ZM134 95L136 96V97H134ZM160 95H162V96H160ZM171 95V96H170ZM180 95H182V96H180ZM212 95H210V96H212ZM216 95H218V96H216ZM241 95V96H242ZM248 95H250V97L248 96ZM54 96V97H53ZM103 96H105V99L103 100ZM141 97V98H138V97ZM149 97L150 99L148 100V98H145V97ZM151 96V97H150ZM216 96V97H215ZM13 97H15L14 99H13ZM17 97V98H16ZM51 99H50V98ZM53 97V98H52ZM80 97V98H79ZM102 97V98H101ZM120 97H121V99L122 98H124V99H120ZM134 97V98H133ZM213 97L211 98V104H212V102H213ZM225 97V99L224 100H227V98ZM237 99H236V98ZM10 98V99H9ZM33 98V99H32ZM137 98V99H136ZM234 100H233V99ZM244 98H248V101L250 102V101H252V99H253V104L250 106V107H248V108H250V109H252V111L249 109V111H251L253 114L251 115L250 113L251 112H247L248 111V109H247V106H246V108H245V105H250L251 103H249L248 102V104H247V99L245 100ZM249 98L251 99V100H249ZM9 99V100H8ZM41 99V100H40ZM48 101H46V100ZM49 99V100H48ZM79 99V100H78ZM103 100L102 102H101V100ZM109 99V98H108ZM141 100V102H140V100ZM142 99H144V101L142 100ZM184 99H185V101H184ZM191 99H193V100H191ZM236 99V100H235ZM25 100H26V102H25ZM36 100V101H35ZM83 100H85V101H83ZM124 100L125 101H127V102H124ZM135 100V101H134ZM152 100V101H151ZM243 100V101H242ZM255 100H261L259 103L260 104H256V102L257 101H255ZM15 101V102H14ZM67 101V100H66ZM97 101H99V103L101 102V104H96V102ZM123 101V103H121V102ZM130 101V102H129ZM143 101V102H142ZM148 101V102H147ZM188 101V102H187ZM245 101V102H244ZM254 101H255V104L256 105H254ZM8 102V103H7ZM23 103V105L21 104V103ZM69 102V101H68ZM132 102V103H131ZM6 103H7V105H6ZM16 103H18V104H16ZM39 103V104H38ZM44 103H46V104H44ZM49 103V104H48ZM98 103V102H97ZM112 103V104H111ZM126 103V104H125ZM130 103V104H129ZM188 103L189 104H193L194 105V108H193V105H191V106H189L188 105ZM197 103H199V100H197ZM197 103H195V104H197ZM246 103V104H245ZM2 104V105H1ZM3 104H5V105H3ZM36 104V105H35ZM51 104V105H50ZM84 104H85V106H84ZM115 105V107H114V105ZM121 104V105H120ZM124 106H123V105ZM208 104V103H207ZM221 104V103H220ZM87 105V106H86ZM101 105V106H100ZM105 105V106H104ZM113 105V106H112ZM129 105V106H128ZM215 105V104H214ZM259 106L258 107V109H254V107H252V106ZM3 106H4V108H3ZM6 106H7V108H8V106H9V108H8V110L6 109ZM14 106H15V108H14ZM19 106V107H18ZM35 106V107H34ZM45 106V107H44ZM82 106V107H81ZM100 106V107H99ZM126 106H127V108H126ZM189 106V107H188ZM16 107H18V109L16 108ZM29 108L28 110H27V108ZM37 107L38 108H40V109H37ZM55 107H57V108H55ZM70 107H72V108H70ZM79 107H81V108H79ZM84 107H87L88 109H86L85 110V108ZM97 107V108H96ZM116 107H117V109H116ZM119 107V108H118ZM175 107V108H174ZM181 107L183 108V110L185 111H181L180 109H181ZM184 107L186 108V109H184ZM21 108H24V109H21ZM33 108V109H32ZM43 108V109H42ZM51 108V109H50ZM109 108H111V110L109 109ZM121 108V109H120ZM169 108V109H168ZM202 108H203V110H202ZM223 108H224V106H223ZM3 109V110H2ZM12 109H14V111L12 110ZM17 109V110H16ZM37 109V110H36ZM42 109V110H41ZM49 109H50V111H49ZM77 109H84L85 110V112H83V114L85 113V115H83L81 118H76V119H74L73 121H74V123H73V121H72V119H69V118H71V116H72V114L75 112L76 113V111H77ZM101 109V110H100ZM109 109V110H108ZM214 109V110H213ZM243 109V110H242ZM22 110V111H21ZM28 112H27V111ZM31 110H33V111H31ZM41 110V111H40ZM72 112H71V111ZM91 110V111H90ZM94 110V113L92 112ZM107 110V111H106ZM115 110V112H113ZM119 110V111H118ZM192 110H193V113L195 112L196 114H195V116L196 117H194L193 115V118L195 119L194 121H193V119H192V121L190 122H188V119L190 118V114H188L189 113V111H190V113L192 112ZM199 110V111H198ZM233 110H235L234 112H233ZM253 110H255L254 112H253ZM20 111V112H19ZM40 111V112H39ZM46 111H48L47 113H46ZM186 111H187V114H186ZM2 112V113H1ZM16 112V113H15ZM32 112L33 113H36V114H32ZM39 112V113H38ZM88 112H90V114H88ZM105 112V113H104ZM111 112V113H110ZM113 112V113H112ZM213 112L215 113V114H213ZM236 112V113H235ZM4 113V114H3ZM9 113V114H8ZM12 113V114H11ZM51 113V114H50ZM99 113H100V115H99ZM172 113V114H171ZM183 113V114H182ZM208 113H209V115H208ZM225 113V114H224ZM228 113V114H227ZM234 113H235V115H234ZM240 113H243V114H240ZM1 114H3V115H1ZM37 114H38V116H37ZM47 114V115H46ZM61 114V115H62ZM69 114V115H68ZM70 114H71V116H70ZM87 114H88V116H87ZM93 114V115H92ZM95 114V115H94ZM109 114H111V115H109ZM159 114L161 115V116H159ZM169 114V115H168ZM171 114V115H170ZM181 114V115H180ZM230 114H231V116H230ZM237 114H239L238 116H237ZM250 114V115H249ZM259 114V115H258ZM46 115V116H45ZM53 115V116H52ZM89 115H90V117H89ZM200 116V120H202L203 122H199V120H198V116ZM205 116V117H201V116ZM213 117H212V116ZM233 115V116H232ZM13 116L15 117L14 118V120H13ZM44 116V117H43ZM49 116V117H48ZM57 116V117H56ZM67 116V117H66ZM169 116V117H168ZM171 116V117H170ZM192 116H191V118H192ZM215 116V117H214ZM237 116V117H236ZM249 116V117H248ZM262 116V117H261ZM12 119H11V118ZM33 117V118H32ZM43 117V118H42ZM46 117L48 118L47 120H46ZM52 117H55V118H53L52 119ZM60 117H62L61 119H62V121H61V119L59 120V118ZM91 117H94V119L93 118H91ZM161 117V118H160ZM163 117V118H162ZM181 117V118H180ZM187 117H189V118H187ZM209 117V118H208ZM247 117H248V119H247ZM258 117V118H257ZM27 118V119H26ZM52 119V120H50V119ZM89 118V119H88ZM158 118H160V119H164V120H162V122L163 123H159V125L160 126H162V127H165V128H162L163 130H161L160 128V126L158 125V122L160 121H158ZM184 118H186L185 120H182V119H184ZM191 118H190V120H191ZM201 118H204V119H201ZM216 118H219L218 120L216 119ZM231 118V119H230ZM255 118V119H254ZM261 119V121H260V119ZM8 119H9V121H8ZM29 119V120H28ZM42 119V120H41ZM98 119H99V121H98ZM172 119V118H171ZM170 119V120H171ZM181 119V120H180ZM196 119L198 120V121H196ZM209 119V120H208ZM252 119V120H251ZM25 120V121H24ZM57 120V121H56ZM63 120H64V122H63ZM230 120V121H229ZM232 120V121H231ZM248 120H250V122L248 121ZM24 121V123H22ZM29 121H31V122H29ZM41 121V122H40ZM49 121H50V123H49ZM51 121H53V122H55V124H56V126H55V124L53 123V122H51ZM66 121V122H65ZM81 121V122H80ZM88 121H90L89 123H88ZM226 121V122H227ZM12 122V123H11ZM14 122V123H13ZM18 122V123H17ZM46 122V123H45ZM85 124H84V123ZM93 122V123H92ZM161 122V121H160ZM167 123L165 126H164V123ZM168 122H170L171 123V125L168 123ZM193 122H195V123H193ZM4 123H5V125H4ZM6 123H8V124H6ZM11 123V124H10ZM34 123V124H33ZM48 123H49V125H48ZM51 123H53L52 125H50ZM70 123V124H69ZM80 123V124H79ZM198 123H200V124H198ZM202 123H204V124H202ZM258 123V124H257ZM260 123H262V124H260ZM4 126H3V125ZM15 124V125H14ZM60 124V123H59ZM92 126H91V125ZM186 124V125H185ZM248 124V125H247ZM253 124V125H252ZM257 126H256V125ZM2 125V126H1ZM8 125V126H7ZM70 125V126H69ZM194 125V126H193ZM196 125V126H195ZM200 125H202V126H200ZM207 125V124H206ZM252 125V126H251ZM29 128H28V127ZM40 126V127H39ZM44 126V127H43ZM49 126H50V128H49ZM53 128H52V127ZM182 126V127H183ZM247 126V127H246ZM15 127H16V129H15ZM19 129H18V128ZM30 127H32L33 129L31 130V128ZM78 127V128H77ZM91 127V128H90ZM171 127V128H170ZM174 127H175V125H174ZM7 128H9L8 129V131H7ZM39 128V129H38ZM41 128H43V129H41ZM46 128H48V129H46ZM248 128H249V130H248ZM4 129V130H3ZM15 131H13V130ZM21 129V130H20ZM37 129V130H36ZM45 129V130H44ZM129 129V130H128ZM42 130V131H41ZM67 130V129H66ZM65 130V128H64V131H66ZM159 130H161V131H163V132H161V131H159ZM167 132V133H165V131ZM172 130V129H171ZM203 130V131H204ZM40 131V132H39ZM75 131H77V132H75ZM79 131V132H78ZM80 131H82L81 132V134H80ZM85 131V132H84ZM148 131V132H147ZM194 133H192V132ZM256 133H255V132ZM3 132V133H2ZM5 132V133H4ZM6 132H8V133H6ZM23 132V133H22ZM43 132H45V133H43ZM49 132L51 133V134H49ZM145 132V133H144ZM189 132V133H188ZM42 135H41V134ZM74 133V134H73ZM79 135L78 137H77V134ZM5 134V135H4ZM29 134V135H28ZM37 134V135H36ZM162 134V136L161 137H164V140H163V138H162V140H163V144H162V140H161V137H158V135L160 136ZM179 134H181V133H179ZM4 135V136H3ZM15 135H16V137H15ZM19 135V136H18ZM21 135V136H20ZM24 135V136H23ZM27 135V136H26ZM33 135H35L34 137H33ZM52 135V136H51ZM73 135H75L74 136V138H72L73 137ZM192 135V136H191ZM9 136V137H8ZM30 136V137H29ZM41 136V137H40ZM83 136H84V138H83ZM184 136V135H183ZM185 137L184 138V140H183V142H181L182 144H181V147L182 148H184V146L185 145H188V147L185 149H183L184 150V152L185 153H188V151L191 149V146H192V142L194 141V139L192 138L191 140L188 138V137ZM195 136V137H196ZM263 136V137H262ZM2 137H3V139H2ZM51 137V138H50ZM87 137V138H86ZM158 137V138H157ZM236 137V138H235ZM28 138H31V139H28ZM34 138V139H33ZM36 138V139H35ZM41 138V139H40ZM43 138V139H42ZM46 138V139H45ZM75 138H77V139H75ZM152 139L153 141L155 140V142H152V140H150V139ZM166 138V139H165ZM230 138V143L232 142L233 144L234 143H236L237 141L238 142H240V139H241V135H237L236 136V134L235 135H233V136H230L229 137ZM261 138V139H260ZM5 139V140H4ZM68 139H69V141H68ZM72 139H74V140H72ZM81 139V140H80ZM131 139V140H130ZM157 139L158 140H161V143L159 142V141H157ZM189 139V140H188ZM236 139V140H235ZM262 139H263V142H262ZM4 140V141H3ZM7 140V141H6ZM29 140V141H28ZM48 140V141H47ZM152 142V144H151V142ZM169 140V139H168ZM187 140V141H186ZM200 140H202V139H200ZM232 140V141H231ZM47 141V142H46ZM51 141V140H50ZM66 141H68V142H66ZM191 141V142H190ZM220 142V140L219 139H217V140H215V143L216 142ZM29 142V143H28ZM43 142H41L42 144H44ZM165 142V143H164ZM187 142H188V144H187ZM16 143V142H15ZM91 143V144H90ZM115 143V144H114ZM135 143V144H134ZM138 143V144H137ZM29 144V145H28ZM70 144V145H69ZM184 144V145H183ZM197 144V143H196ZM260 144H258L257 143V146L259 145L260 146ZM1 145H3V144H1L0 143V147H1ZM31 145V146H30ZM63 146V148H62V146ZM69 145V146H68ZM131 145V146H130ZM133 145H134V147H133ZM183 145V146H182ZM27 146V147H26ZM255 146V145H254ZM9 147V146H8ZM100 147H102V148H104L103 150H102V148H100ZM127 147H131V150H130V148H127ZM132 147H133V149H132ZM136 147H138V148H136ZM141 147V151H142V153L144 154H142L141 152H140V148ZM152 147V148H151ZM155 147V149L157 148L158 150V153H160L159 151L160 150H162V151H164V153L162 152L161 154L163 155V156H161V155H159L158 156V153H157V155L155 154V149L153 150V148ZM158 147H160V148H158ZM162 147L164 148V149H162ZM61 148H62V150L63 149H66V150H64V151H61ZM126 148V149H125ZM135 148V149H134ZM192 148H195L194 146L192 147ZM29 149V150H28ZM60 149V150H59ZM98 149V150H97ZM129 149V150H128ZM166 149H168V150H166ZM107 150V151H106ZM125 150V151H124ZM134 150H135V152H134ZM139 150V151H138ZM147 150V151H146ZM165 150H166V152H165ZM188 150V151H187ZM31 151H32V148H31ZM100 151V152H99ZM123 151H124V153H123ZM127 151H129V152H127ZM132 151V152H131ZM149 151V152H148ZM66 152V153H65ZM89 152H91V153H89ZM190 152V151H189ZM28 153H30V151L29 152H27V155H29ZM95 153V155H99L100 157H99V159H98V157L97 156H93L92 157V155ZM140 153V154H139ZM88 154V155H87ZM124 154V155H123ZM142 154V159L140 160V158L138 157L139 155H141ZM167 154V155H166ZM169 154V155H168ZM31 155V154H30ZM58 155V156H57ZM80 155V156H79ZM122 155V156H121ZM129 155V156H128ZM61 156V157H60ZM78 156V157H77ZM87 156L89 157V158H87ZM179 156H181V155H179ZM66 157V158H65ZM104 157H106V158H104ZM58 158V159H57ZM76 158V159H75ZM79 158V159H78ZM83 158V159H82ZM95 160H94V159ZM104 158V159H103ZM138 158H139V161L138 162H136L137 160H138ZM33 159V158H32ZM54 159V160H53ZM92 160L90 163H89V160ZM155 159V160H156ZM34 160V159H33ZM86 160V161H85ZM99 160V162H101ZM111 160V161H110ZM162 160V161H161ZM62 162V163H59L58 164V162ZM115 161V163L113 164V162ZM55 162H57V163H55ZM97 162V161H96ZM96 162H94V163H96ZM98 162V163H99ZM171 162V161H170ZM97 163V164H98ZM134 163L137 165V163H139V165H137L138 167H136V165H134ZM173 163V165H176V164H174ZM90 164H92V165H90ZM107 164H109V163H107ZM159 164V166L157 167V165ZM162 164V165H161ZM57 165H58V167H57ZM65 165V166H64ZM133 165V166H132ZM161 165V166H160ZM171 165V166H170ZM234 165H236V164H234ZM238 165V164H237ZM237 165L235 166V169H237L238 167H237ZM149 166H151L152 167V165H149ZM239 166V165H238ZM90 167H92V168H90ZM110 167V168H109ZM115 167V168H114ZM64 168V169H63ZM133 168H135V169H133ZM136 168H138V169H136ZM155 168V169H154ZM157 168V169H156ZM57 171H56V170ZM153 169V170H152ZM163 169H164V171H163ZM169 169V170H168ZM46 170H48V171H46ZM92 170V171H91ZM97 170V169H96ZM106 170V171H107ZM142 170V171H141ZM231 170H234V167H233V169H231ZM54 171V172H53ZM62 171V172H61ZM105 171V172H106ZM108 171L106 172V173H108ZM121 171V172H120ZM48 172V173H47ZM98 172V170L97 171H95V173H97ZM136 172V173H135ZM153 172H154V174H153ZM53 173V174H52ZM55 173V174H54ZM62 173V174H61ZM90 173V174H89ZM99 173V172H98ZM97 173V174H98ZM101 174H102V172H100ZM106 173H104V174H106ZM139 173V174H138ZM159 173V174H158ZM96 174V175H97ZM100 174V175H101ZM155 174V175H156ZM163 174V175H164ZM46 175V176H45ZM50 175V176H49ZM54 175V176H53ZM95 175V174H94ZM99 175V176H100ZM103 175V174H102ZM96 177H98V175L96 176ZM36 178H38L39 180H35V181H33L32 179H36ZM48 178H49V180H48ZM55 178V179H54ZM95 178V177H94ZM249 180H248V179ZM246 178V181L248 182V185L250 186V184H249V181L252 183L253 181V184H255L256 182H260L261 180V178L259 179L258 177H247ZM92 179V180H91ZM42 180V181H41ZM44 180V181H43ZM53 180V181H52ZM138 180V179H137ZM253 180V181H252ZM258 180V181H257ZM49 181V182H48ZM36 182H37V184H40V185H36ZM42 182H43V184H42ZM47 182H48V184H47ZM80 184H79V183ZM26 183V182H25ZM253 184H252V186H253ZM30 185H33V186H30ZM43 185V186H42ZM45 185V186H44ZM263 186H264V183L262 184ZM28 186V187H27ZM36 186V187H35ZM101 186V187H102ZM252 186H250L251 188H252ZM22 187V186H21ZM22 187V188H23ZM30 187V188H29ZM33 187L34 188H36L35 190H32L33 189ZM38 187V188H37ZM40 187V188H39ZM89 187H91L92 188V190H89V189H91V188H89ZM94 187V188H93ZM254 187V186H253ZM256 187V186H255ZM89 188V189H88ZM28 189V190H27ZM227 189H229V188H227ZM254 190H256L257 189V187L256 188H253ZM30 190L32 191V192H30ZM37 192V194H36V192ZM91 191V192H90ZM103 191H110L109 193H104V195H103ZM230 191H232L231 189H230ZM240 192H241V190H239ZM233 192V191H232ZM236 192H238V191H235L234 190V196L235 195H237L238 193H236ZM86 193V194H85ZM209 194H211V195H213V193L212 192H208L207 194H206V196H208V197H210V195ZM24 195V196H25ZM37 195V196H36ZM93 195H95V197L96 198H94V196ZM100 195V196H101ZM36 196V197H35ZM99 196V197H100ZM104 196V197H103ZM106 196V197H105ZM138 197H136V196H134L133 197V199H132V201L134 200V201H136V203H139L140 201H142L143 200V198L141 197H139V195H137ZM31 199V200H30ZM51 199V200H50ZM98 199V200H97ZM28 200V201H27ZM140 200V201H139ZM12 202V204H11V202ZM31 201V202H30ZM138 201V202H137ZM165 201H167V203L169 202V200H165ZM26 202V203H25ZM22 203H24V204H22ZM146 203H148V201L146 202ZM166 203V204H167ZM16 204V205H15ZM18 204H19V206H18ZM22 204V205H21ZM26 204V205H25ZM28 204V205H27ZM97 204V205H96ZM99 204V205H98ZM162 204H164V202H162ZM15 205V206H14ZM21 205V206H20ZM13 206V207H12ZM23 206V207H22ZM96 206V207H95ZM22 207V208H21ZM25 207V208H24ZM93 207H95L94 209H93ZM189 207V206H188ZM194 206H192V208H191V210L192 209H194L193 208ZM196 207V206H195ZM19 208V209H18ZM91 209V210H90ZM16 210V211H15ZM199 210H200V208H199ZM89 212V213H87V212ZM91 211V212H90ZM29 212V213H28ZM14 213V214H13ZM28 213V214H27ZM73 213V214H72ZM231 214V213H230ZM13 215H14V217H13ZM30 215V216H29ZM78 215V216H77ZM232 215V214H231ZM231 215H229V217L228 216H225V215H215V216H213L211 219H210V221H211V226H213V228H212V233H211V235H216V237L218 236V234L219 235H221V234H223V232L224 233H226V231H227V224L226 223H228V218L229 219H231L232 217H231ZM90 216V215H89ZM225 216V217H224ZM69 217V218H68ZM88 217V216H87ZM219 217H222V218H219ZM228 217V218H227ZM231 217V218H230ZM89 218V217H88ZM70 219V220H69ZM176 219V220H175ZM174 220H173V218H172V221H175L174 223H175V227L173 228L174 230L176 229V232L177 233H175L174 232V230L172 229V228H170V230L169 229H167L166 231L167 232H165L164 234H166V233H168L169 234V237L167 236V235H163V237H161V239L162 240H159V238H160V236H159V238H158V241L161 243V242H164V240L166 239V241H167V238H168V240H170L169 242L170 243H175V242H177L179 239L181 240V238H182V236H183V234H184V231H186L185 233H187L189 230H192L191 229V227H193V229H194V227H196V226H198L199 224H200V222H194L195 224L194 225H192V224H190L189 226H187L186 224L184 225V220L182 219V218H175ZM213 219L215 220V221H213ZM219 219V220H218ZM67 220H68V222L69 221H71V222H69V223H67ZM90 220V219H89ZM180 220V221H179ZM38 221V222H37ZM40 221V222H39ZM177 221H179V225H178V222ZM182 221V222H181ZM231 221H232V219H231ZM177 222V223H176ZM193 222V221H192ZM182 224V226H184V227H182L181 226V224ZM187 223H190V222H187ZM218 223V224H217ZM54 224V225H53ZM100 224H102V225H100ZM100 224H98L97 225V227L99 228V229H101V228H107V225H108V223H103V222H101ZM251 223H249V224H247V228L249 227V229L252 231V228H250V227H252L251 225H250ZM12 225H19V226H21L22 228H26V229H28V235L30 234V236H24V237H22L21 239H23V240H21V242H20V244L19 245H15V246H13V247H11V248H3V247H5V243H6V240H7V237H6V235H5V232L6 231H8L11 227H12ZM36 227H35V226ZM39 225V226H38ZM41 225V226H40ZM69 225H70V227H69ZM100 225V226H99ZM225 225V226H224ZM104 226V227H103ZM178 226V227H177ZM187 226V227H186ZM221 226H223V228H221ZM229 226V225H228ZM180 227V228H179ZM190 227V228H189ZM36 228V229H35ZM67 228H69V229H67ZM182 228V229H181ZM29 229H31V231L29 230ZM36 230H37V232H36ZM43 230V231H42ZM72 231V233H69L70 235H68V232L69 231ZM83 230V229H82ZM151 230H153V228L151 229ZM169 230V231H168ZM172 230V231H171ZM4 231V232H3ZM70 231V232H71ZM181 231H182V233H181ZM223 231V232H222ZM232 231H235V230H232ZM172 232H174L175 234L172 236ZM34 233H36V235L34 234ZM172 233V234H171ZM1 234V233H0ZM32 234V235H31ZM67 234V235H66ZM89 234H92V233H89ZM88 234V235H89ZM171 235V236H170ZM209 235H210V233H209ZM63 237V239H66L64 242H66V243H63L62 244V242L60 243V244H58V246L60 247V249H59V251H56L55 250V247H56V244H55V242L58 240V239H60V237ZM166 238H165V237ZM55 237H56V239H55ZM44 238V239H43ZM53 238V239H52ZM173 238V239H172ZM219 238H220V236H219ZM33 239V240H32ZM164 239V240H163ZM40 241H42V242H40ZM92 241V244L90 245V242ZM231 242H229V243H226V246H228V248H232L231 246H235L236 244V242L235 241H237L236 239H235V241L234 240H230ZM233 241V242H232ZM104 242V241H103ZM235 242V243H234ZM33 243V244H32ZM39 243V244H38ZM41 243V244H40ZM160 243H158L157 244V247H161V244ZM232 243V244H231ZM32 244V245H31ZM105 244H106V242H105ZM61 245V246H60ZM63 245L65 246V247H63ZM66 245L68 246V248L66 247ZM95 245V246H94ZM101 245V246H100ZM225 245V244H224ZM230 245V246H229ZM16 246H18L16 249H15V247ZM40 246L42 247V248H40ZM48 246V247H47ZM50 246H54V248H53V250H51L52 248L50 247ZM87 246H89V248H90V252L88 251L89 250V248H88V250H87ZM94 246V247H93ZM46 247V248H45ZM71 247V248H70ZM93 247V248H92ZM36 248H38V249H36ZM50 248V249H49ZM97 248V249H96ZM6 249H7V251H6ZM72 249V250H71ZM99 249V251H97ZM233 249V248H232ZM23 250H24V252H23ZM8 251H10V252H8ZM62 251V252H61ZM65 251V252H64ZM67 251V252H66ZM88 251V252H87ZM94 251H96V252H94ZM49 252V253H48ZM78 253V252H80V253H78V254H73V253ZM94 252V254H92ZM6 253V254H5ZM31 253V252H30ZM52 253H54L53 255H52ZM59 253V254H58ZM63 254V256H61L60 254ZM69 253V254H68ZM91 253V254H90ZM47 254H49V255H52L53 257H49V255H47ZM87 254H88V256H87ZM232 254V253H231ZM26 255V253L23 255V256H25ZM64 255H65V257H64ZM66 255H67V257H66ZM77 255V256H76ZM9 256V257H10ZM41 256V257H40ZM45 256V257H44ZM83 256V257H82ZM4 257V256H3ZM29 257H31V255H29ZM48 257V258H47ZM77 257V258H76ZM51 258V259H50ZM60 258H61V262L60 263H58L59 262V260H60ZM29 259V258H28ZM63 259H64V261H63ZM79 259V260H78ZM82 259H83V261H82ZM87 259L89 260V262H87ZM54 260V261H53ZM78 260V261H77ZM30 261H32V263H29ZM70 262V263H69ZM83 263V264H84ZM36 264V263H35Z\"/></svg>", "mask_w": 264, "mask_h": 264}]
</instances>
